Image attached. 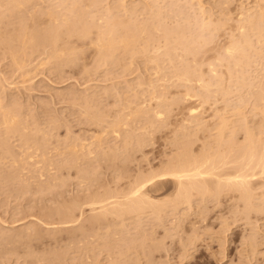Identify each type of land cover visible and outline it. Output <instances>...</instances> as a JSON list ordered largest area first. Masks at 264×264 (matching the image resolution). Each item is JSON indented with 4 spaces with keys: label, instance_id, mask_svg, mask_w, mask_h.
I'll return each mask as SVG.
<instances>
[{
    "label": "rangeland",
    "instance_id": "obj_1",
    "mask_svg": "<svg viewBox=\"0 0 264 264\" xmlns=\"http://www.w3.org/2000/svg\"><path fill=\"white\" fill-rule=\"evenodd\" d=\"M4 1H5V3H4ZM52 1H53V3H51ZM72 1L75 2L74 0H71V1L65 0L64 2L62 0H56L57 3L55 2V0H43V1L42 0H34V1L31 0V1H29V4H28V1L27 2L24 1V2H26V3H24V5H26V6L25 7L21 6L18 8L16 7L17 10L16 9L10 10V8L12 7L11 5L14 3L8 4L7 3L8 0L1 1L6 6V8L7 9L9 8V9L7 11V9L4 7L2 10L1 9L2 4L0 6V16H1L0 17V22H1L0 23V28H1L0 29V41H1L0 42V78H1L0 84H1V86L0 87L2 88V89L0 88V100H1L0 101V106H1V108H0V121H1L0 122L1 123L0 124V139L1 140L4 139L3 141L0 140V142H1L0 143V146H1L0 147V159H1L0 160V170L3 168L2 169L3 171L1 170L2 173L0 171V239H1L0 240V264H62V262H63V264H132V263L133 264H264V174L263 175L259 174V176H257V177L256 176H253V177L250 176L251 178L249 177V179L251 181V182H249V183H251L250 188L251 189L254 188V191L252 190V192L255 193L256 195L254 194L255 197H253V199L251 198L248 201L245 199H242V197L240 195L241 193H239V191L225 190L224 192L222 191V193H216V192L214 193L213 191H211L212 192L211 194H209L210 191L202 192V193H200V191L199 192L192 191V192H194V193H192V196H191L192 199H190V197H189V199L186 202V200H184V201L179 200L180 198L175 194L177 191L174 190V189H176V188H174L176 183L173 180V177H171V176H168V177L165 176L164 177L161 175L160 176L162 178L159 177V174L162 173V170L165 171L169 167L170 164L168 165V163L171 162L174 159L175 155H177V153L179 154L181 152V150H183V148L186 147L187 145H188L187 148L191 146L190 147L191 149H189V151L190 150L192 151V152L190 151L192 153V155H198L199 156L202 154V152L204 150H205L204 152H206L208 150L211 152V154L214 155L216 153V151L219 150L221 147H222V149H220L219 151L222 152V151H224L223 149H225V150L227 149V151H228L229 146L232 147V146L236 145L235 149H236V147L238 148L240 145L239 142H241L242 143L241 145H243L246 142V140H244V139L247 138V136H248L244 133H247L249 129H250L249 131H252L253 129H255V130H253L254 134H255L256 130L258 132L259 131L258 129H260V131L258 133L256 132L255 136H257V137H255V136L254 137L258 139L259 134H261L260 135L261 139H262V137L264 138V134H262V133H264V126H263L264 125V114L262 115V113H261L264 111V109H263L264 99H260V97L263 96L262 93L264 94V92H263L264 91V83H263L264 82V80H263L264 79V65H263V63H264V44L261 43V45H258L259 44L258 40H255L257 37L256 36H255L256 38L252 37V40L253 41L255 40L254 41L255 43L252 42L253 47L256 48V51H257V48L260 49L261 53L257 52L258 54H256V52L252 51L253 47L251 50L249 49L251 52H253V55L255 57L253 55H251L252 53H250V51L248 50V52L250 54L249 59H252V61L248 60L246 62H249V64L245 63L243 66H240L241 69L243 67L242 70L239 69V67L238 68L234 67L233 64H229L231 62L225 56L226 55L225 49L227 47L226 44H229V41H231V39H233L232 36L230 37L229 35L231 34L234 37L235 36L234 34H236V33L239 34V31H238V29H236L237 27H235V26H237L240 22L237 19L238 15H239L238 12L241 10L244 11L241 7H245V9H247V10H249L250 8L253 9L255 5H257L260 2L264 3V1H260V0H242V1L230 0L229 1L228 0L229 1L228 2L226 0V2H225V0L224 1H222V0H214V1H212V0H199V1L195 0L194 1V0H192V2H190L188 4H187V2H189L190 0H187V2H186V0H181V2H179L180 0H176V2H173V0H171L172 2L170 0H165V1H167V3L162 1V0L158 1V3L156 1V4L154 6V8H155L154 11L157 10L156 9L157 4H160L161 2L163 3V4L161 3V5H162V7H160L161 9L158 8L159 10L162 11V15H161V12L159 10H157L160 12V15H161L160 18H162V19H160L161 24H163L161 26L162 27L164 26L167 30H170L169 32L168 31L167 32L172 33L173 35L170 34L171 35L170 36L168 34V36H167L164 33V35H166L164 37L163 34H161V33H163L162 30H161L162 32L160 31L161 33H157L158 31L154 33V31H153L152 35L155 34L154 38H152V36L150 35L151 38L153 39V42H151L152 39L150 38V36H148L151 40V41L149 40L151 42V44L149 45V50H150L149 54L154 55L155 53H153V52H155V51H153V50H154L156 45L161 48V47H163L165 40H169V38H170L173 41V40H175L176 35L179 36V39H181L180 37L183 38L186 36H188V39H189V37L192 36L191 37L192 41L190 38L187 42L191 41L193 43L195 42V44H198V43L200 44V47H199V45L194 44V48H195V46H198V47H196L198 49L195 48L197 51L194 49H191V51H193V53L195 52L194 53L195 55L193 54V56H191L192 52L190 54V51H189V53L186 52V54H185V52H183L180 49H178L179 51H177V53L173 52L170 49L167 50V49H165V47H163V49H161V50L159 49L160 55L157 59L158 61H155V62H157L158 65H160L159 67L155 63H153V61L152 62L150 61L149 63H147L148 57L143 58V54H140V53H138L139 55L136 54V55H138V57L136 55L132 56V53H131L132 51L130 52V50L129 51H122V52L120 50V51H118L119 55L117 52H115V54L118 55V58L115 59L113 57V60H111V59L110 60H104L99 56L101 54V51H99L98 49H95L96 46L91 44L98 37V31L97 30H99V27H100L99 23L100 22L105 23L102 20L105 21V19H107V17L108 18L111 17L110 16L111 13L109 14V12L112 10H109L108 6L113 7L114 6L113 4L118 0H107L108 1L107 3H106V0H100L102 2L97 0L98 3H95L94 1H93L94 3H92L90 0H87V1L86 0L85 1L79 0V1H77L78 2L77 3L78 5L76 4L77 8H80L79 6H80V1H81L82 2L81 6L85 7L87 10L89 9L88 11L87 10L81 11L80 9H83V7H81L79 10H80V12H83V15L87 16V17L83 16V19L85 18V21H84V24H81V25L85 26V23H86L90 27L92 26V28L94 26L93 29L92 28L89 29L88 26H85L89 30L92 29L90 31L92 34L88 35L87 39L81 40L84 45H82L81 41H77L78 37L75 35H74V37L71 36L70 38H67L68 39L67 40L66 36H65L66 34L64 35L65 39L62 38L63 33L60 34V41L63 39L62 41H64V42L62 43V41H61L58 44H62V46H64L63 44L65 43L66 44L65 47H67V46L73 47L75 49L73 51H75L74 53H76V54L73 57L74 53L70 52L71 54L66 53L65 54L66 56H64V54H62V56H64V57L60 56V59H57V57H52V58H56V60L52 59V58L48 60L49 57L47 58V56H49L50 49L47 50L44 47L46 49V50H44V48H41V47H43V45L42 46L40 45V47H39V45H38V47L36 45V41L38 39L40 41V37H42V34L45 35V32H44L45 25L47 26V24H48V22H46L47 21L46 10L49 11L52 8L54 13H58L56 11L59 10L58 15H60L61 11L63 12L65 10H70L71 7H73L72 4H74V3ZM103 1H105V2H103ZM122 1H124L125 4H127L128 1L129 2L132 1V2L128 3V6H130V7L132 5H134V6L136 4L138 5V3L140 2L139 3L140 5L138 6V8L140 7V9L138 11H139V14L141 13V15H139L138 13L136 16L130 15V16H127L128 18L125 17V20H129L131 22L132 19L133 20L136 19V20L140 21L142 18V23L146 22V21L151 22L150 17H151V13H152L153 9H151V7H150V9H147V8H149L147 5L150 6V4L148 3L150 1L144 0V1H147L146 2L147 8L144 7L145 2H143L142 0H139V2H137L138 0H122ZM177 1H178V3H180V5L177 3ZM215 1H217V2L213 4L212 2H215ZM67 2L70 3L71 7L69 6V3H67ZM83 2H84V4H83ZM85 2H87V3H85ZM88 2H90V3L88 4ZM170 2H171V5H170ZM184 2H185V4H184ZM198 2H202L201 3L202 5H200V3H199V5L202 7L204 6L203 8H206V10L208 8H209V10H211L210 15H209L211 17L209 18V16H207L209 18L207 21L209 22V20L210 21L212 20V22L215 21V22H213V24L214 23L218 24L217 26H215L213 24H210V26H207V27L214 26V27H212V29L211 28L207 29V28L203 27L206 30H210L208 32L205 29L204 30L200 29L201 28L200 26L198 28H196L199 25V23H201L202 21L198 20L199 14H197V13H199V12L196 13L197 10H195V14L193 13V10L195 8L192 9L190 4L196 3L195 5H197L196 6V9H197V7H200L198 5ZM39 3H40V5H39ZM61 3L66 7V9L63 5H61ZM100 3H101V5H99V7H97V5ZM150 3H152V2H150ZM154 3L155 2H153L152 5ZM172 3H174L176 5L175 6H174V4L172 5ZM226 3H228V9H229V10L226 9L228 11L227 13H231L230 15H232V18L230 15H228V14L225 15V13L222 15L220 12L221 6L227 5ZM229 3H230V6H229ZM241 3H243V4H241ZM263 3H260L261 7H262V5H264ZM66 4H67V6H66ZM219 4H221V5H219ZM8 5H10L11 7ZM59 5L61 8L59 7ZM86 5L88 8L86 7ZM111 5H113V6H111ZM159 6L157 5V7H159ZM185 6H187V8ZM179 7H180V10H182L183 8H184L183 10H185V11L186 10H192V13H190L191 11H186V13L188 12V14H185L184 13L185 11H183V13H184L183 16L186 15L185 17H183L182 12L179 10ZM181 7H182V9H181ZM188 7H189V9H188ZM46 8H48V9H46ZM67 8H69V9H67ZM103 8H104V10H103ZM171 8H172V10H171ZM177 8H178L179 12L176 11ZM239 8H241V9L239 10ZM4 9H5V11H4ZM52 9L50 11H52ZM212 9L214 12L212 11ZM77 10L78 9L75 8L74 11L77 12ZM99 10H101V12H99ZM105 10H106V12L109 11L108 14L105 13ZM150 10H151V13H150ZM168 10L172 11V12H169ZM84 11H85V13H87V12L88 13L84 14ZM7 12H9V13H7ZM30 12H31V14H29ZM37 12H38V14H37ZM164 12H167V13H164ZM2 13H4V14H2ZM21 13H23V15ZM64 13H66V14H64L65 16H67V14L69 16L68 11L67 12L65 11ZM100 13H102V14H100ZM173 13H175V15H178L180 13L181 15L179 14V16L177 17ZM213 13H214V15H213ZM42 14H44V16H42ZM103 14H105V15H103ZM142 14H143V16H142ZM170 14H172V15H170ZM219 14H221V16ZM38 15L39 16L41 15V16L39 17ZM167 15H168V17H167ZM190 15H191V18L198 20V23L196 20L193 21V19L190 18ZM7 16H8V18H7ZM60 16H62V14ZM169 16H171L170 17L171 19L169 18ZM222 16H225V17H222ZM226 16H229L230 18H226ZM3 17L7 18V19L5 20ZM62 17H60V18H62ZM70 17H71V14H70ZM88 17L90 18V20ZM98 17H99V19H97ZM130 17H132V19ZM163 17L165 18V20L163 19ZM186 17L189 18V20H187ZM200 17H203V16L200 14ZM200 17H199V19H202ZM207 17L205 16L203 18L207 19ZM1 18H2V20H1ZM86 18H87V20H86ZM211 18H213V19H211ZM92 19H94V21ZM21 20H22V23L20 22ZM175 20L179 21V23H180V24L178 23L179 28H178V25L176 24L177 21H175ZM236 20L239 21L238 24H236L237 23V22H235ZM13 21H15L14 22L15 26H14ZM24 21L27 24H24ZM192 21L194 23H192ZM195 21H196V23H195ZM199 21H201V22H199ZM9 22H11V23H9ZM95 22H99V23H96L97 28L95 27V25H96ZM163 22H165L166 26L168 25L169 27H166L164 25L165 23H163ZM222 22H224L223 24H225V26H223ZM81 23H83V22H81ZM22 24L26 25L27 28L29 25V28L27 29V31L31 32V31L35 30V31H33L34 36H36L38 38L36 40L34 38V40L32 42H29L23 48L24 50L22 49L19 51L18 47H19V45H21V43L18 44L17 43L18 41L16 40V38L19 35H21V33H22V31H21V27H23ZM34 24L36 26L40 25V26H38V28L40 27V29L39 30L36 29L37 27ZM194 24H197V25H194ZM16 25H17V27H16ZM174 25L177 27H175ZM4 26H5V28H3ZM62 26H60L61 28L59 27L61 29V30L59 29L61 32H63L62 30L64 28ZM189 26H190V28H189ZM192 26H194V27H192ZM174 27L176 28V30ZM16 28H20V29H16ZM171 28H173L175 31ZM41 29H43V30L41 31ZM191 29H192V31L194 30L193 31L194 34L196 32L198 33V31H200V30L204 31V32H199V36H198V34L194 35L193 32L191 33ZM195 29L196 30L198 29V31H196ZM179 30H180V32L183 31L182 34L179 33ZM234 30H235V32H233ZM189 31H190V35L188 34V35L184 36ZM211 31H212V33H211ZM35 32H38V33L41 32L40 33L41 36L39 37L40 34H38V33H37L38 36L35 35ZM176 32H178V33H176ZM230 32H232V33H230ZM5 33H8V34L5 35ZM15 33H16V35H15ZM207 33L208 34L211 33V34L207 35ZM158 34H161V36H160L161 40L157 38V37H159ZM156 35H157V37H156ZM180 35H183V36H180ZM178 36H177V38H178ZM197 36L199 39L197 38ZM203 36H205L204 37L205 39L203 38ZM166 37H168V39ZM235 37H237V35ZM89 38H91V39H89ZM201 38H203V39H201ZM10 39H12V40L14 39L16 41L11 43L12 41H10ZM194 39H196V40H194ZM197 39H198V41H197ZM208 40H209V42H208ZM159 41L160 42L162 41V42L159 43ZM33 42L35 43V45L32 44ZM67 42H68V44L69 43L70 44L67 45ZM75 42H78V43L75 44ZM79 42H80V44H79ZM154 42H155V44H153ZM156 42H158V43H156ZM37 43H39V42L37 41ZM88 43L91 44V47H90V44H88ZM205 43H207V44H205ZM8 44H9V46H8ZM15 44L18 46L14 47ZM30 44H32V45L30 46ZM159 44H161V45L159 46ZM151 45H153V46H151ZM225 45H226V47H225ZM77 47L79 48L78 51H76ZM157 48H155V49H157ZM83 49H85V50H83ZM163 50H165V52ZM79 51H80V53H79ZM81 52H82V54H84V55H82L83 57L80 56ZM168 52L174 54V56L171 54V58L173 57V59H175L174 63L172 61H171L172 63L169 62L170 61L169 60L170 58H168L169 55H165ZM15 53H18V54H15ZM178 53H179V55H177ZM67 54L70 55L68 57H69V59L71 58V60H70L71 62H69L68 58H66ZM181 54H184V55H181ZM44 55H46V56H44ZM95 55H97V56H95ZM117 55H115V56L117 57ZM125 55H126V57H125ZM220 55L223 56L224 58H226V59H224L223 57H221L224 59V60L220 59V61L222 62L221 64L219 63V60L217 61V56L219 59ZM18 56H20V57H18ZM144 56H147V55L144 54ZM96 57H98V58H96ZM177 57H178V59H177ZM64 58L67 61L66 60L64 61ZM95 58H96V60H94ZM119 58L122 60H120ZM182 58H183V60H182ZM12 59L14 60V62L11 61ZM21 59H22V61H21ZM74 59H78V60H75V63H74ZM117 59H118V61H117ZM123 59L126 61L128 59V61L126 62ZM131 59H133V60H131ZM62 60L64 63L62 62ZM139 60H140V62H139ZM76 61H77V63H76ZM113 61L116 63H114ZM120 61H122V62H120ZM131 61H133V63H131ZM182 61H184V63H182ZM224 61H225V63H224ZM57 62H59V63H57ZM97 62H99V63H97ZM117 62H119V63H117ZM13 63L14 64L16 63L15 66H12ZM19 63H20V66H18ZM160 63H162V64H160ZM59 64H61V65H59ZM65 64H66V66H65ZM72 64H74V66ZM125 64L128 66H126ZM176 64H178V65H176ZM28 65H30V67ZM70 65H71V67H70ZM96 65L99 69L96 67ZM173 65L175 68L178 66L177 68L179 71H176L177 69H175L173 67ZM22 66H24V67H22ZM113 66H115L117 68H115ZM135 66H137V67H135ZM189 66H191V67H189ZM213 66H216V67H213ZM244 66L246 68H244ZM53 68L55 70H57V72L54 71ZM112 68H114L115 71H113L114 69H112ZM129 68H131V69H129ZM161 68H164V69H161ZM182 68L183 69L186 68L187 69L186 71H188V70L190 71V72L188 71V73L191 76L190 77L191 82H193V80L195 79L193 82L194 85L192 84L193 86L189 85L188 82H184V81H182L183 82V86H182L181 82H180V84L178 83L179 79H177L175 77L173 80L171 79L170 76L173 75V74L171 75L172 71L174 70L175 73L174 72L173 73L175 75L177 72H180V69L183 70ZM212 68H214V69H212ZM194 69H195V71H194ZM196 69H197V72H196ZM210 69H212L214 71H212ZM244 69H245V71H244ZM160 70H162V71L160 72ZM237 70L239 72L241 70V72H242L241 74H243L244 79H241L243 77H241L242 75H240ZM58 71H59V73H58ZM183 71H181V72H183ZM215 71L217 73H215ZM168 72H170V73H168ZM227 72H229V73H227ZM231 72H233V75L231 74ZM194 73H197V75H195ZM214 73H215V75H213ZM244 73H245V75L247 74L246 77H245ZM198 74H200V75H198ZM216 74H217V76L221 75V74H223V75H221L220 77L219 76L217 77ZM234 74H237V75H234ZM229 75L231 77H229ZM173 76H172V78H173ZM197 76H200V80H198L199 77L197 78ZM164 78H167L168 81H167V79H164ZM206 78L208 81H209V79L211 81V78H212V82H210V83L208 82L211 86H209V84H207V86H209L208 87L209 91L207 90V92H206V90L205 91L203 90L204 88L202 89V88H200L201 86H199L204 80L206 82L204 81L203 83H207ZM219 78H221V79H219ZM232 78H234V79H232ZM246 78H248V79H246ZM151 79H152V81H151ZM175 79H177L178 81ZM131 80H133V81L131 82ZM139 80H141L140 83H139ZM169 80H172V81L169 82ZM196 80L199 81V83ZM229 80H232V81H229ZM233 80H234V83H233ZM134 81H135V83H134ZM144 81H146V82L144 83ZM149 81H151V83H152L151 86L148 85V84H150ZM158 81H160V83H157ZM190 81H189V83H191ZM213 81H214V83H213ZM162 82H164V83H162ZM171 82L173 84H171ZM195 82H197L198 84ZM230 82H231V84H230ZM248 82H249V84H252L251 82H253V85L255 87L253 85H250V87H247ZM168 83L171 84L172 86H170ZM184 83H187V84L184 85ZM232 83L235 85H233ZM258 83H260V84H258ZM127 84H130L131 86H129ZM216 84H217V86L219 85V87L215 88L214 86H216ZM222 84H224L225 86H223ZM133 85H135V87ZM153 85L155 88L153 87ZM227 85H229V86H227ZM256 85H258V87ZM260 85L262 86V89H261ZM136 86H138V87H136ZM160 86H161V88H160ZM185 86H188V87H185ZM189 86H190V88H189ZM252 86L254 88H252ZM164 87H166L167 89ZM226 87L228 89H226ZM239 87H241V88H239ZM102 88H104V89H102ZM106 88H108V89H106ZM122 88H123V90H122ZM185 88L187 90H184ZM196 88H197V90H196ZM110 89L112 90V92ZM162 89H163V91H162ZM218 89L221 91L225 89L224 92H222L223 95H222V93L218 95V93H220V91ZM255 89H256V92L254 91ZM73 90H74V92H73ZM113 90H116V91H113ZM130 90H131V92H130ZM159 90H161V91H159ZM191 90H192V92H191ZM210 90L212 93H210ZM226 90H228V91H226ZM229 90H231V92ZM98 91H100V92H98ZM142 91L145 94H143ZM200 91H201V93H199ZM216 91H218V92H216ZM261 91H262V93H261ZM133 92H136V93H133ZM140 92H142V93H140ZM154 92H156V94ZM186 92L191 93V94H189L191 96L190 98H189V95L184 97L185 95H187ZM195 92L197 93V95L200 94V97H199V95L198 96L195 95L196 94ZM226 92H228L229 94H227ZM240 92H242V93H240ZM113 93H115V94H113ZM125 93L127 94V96ZM260 93H261V95H260ZM101 94H102V96H101ZM106 94H108V95H106ZM131 94H132V96H131ZM201 94H203V95L201 96ZM224 94L228 97L226 98V96ZM239 94H241V95H239ZM247 94H249L250 96H248ZM142 95H143V97H142ZM161 95H162V99L160 100L159 98L161 97ZM208 95L210 97L206 98ZM259 95H260V97H257ZM94 96L96 97V100H94L95 99ZM150 96L152 98H150ZM163 96H165V99L163 98ZM74 97H76L77 99ZM135 97H137V99ZM203 97H205V98H203ZM222 97L223 98L225 97L224 101H223ZM149 99H151V100H149ZM164 100H167V101H164ZM205 100H206V102H205ZM241 100H243V101H241ZM100 101H101V103H100ZM236 101H237V103H236ZM254 102H255V104H257L260 107L258 108V106L254 104ZM14 103H15V105H14ZM96 103H98V104H96ZM126 103H128V104H126ZM239 103H241V104H239ZM74 105H76V106H74ZM84 105H85L87 110L84 109L85 108ZM143 105H144V107H143ZM158 105H161V106L159 107ZM169 105H171V106H169ZM240 105H241V107H240ZM2 106H4V107H2ZM80 106L81 107L83 106V107L81 108ZM89 106L92 108L94 107L95 109L93 108V111H92V108L90 109ZM99 107H100V109H99ZM147 107H148V109H147ZM161 107H162V109H160ZM4 108H5V110H4ZM7 108H9V110H7ZM97 108H98V110H97ZM101 108H102V110H101ZM122 108L124 111L122 110ZM191 108H194L193 110H196V111L194 113L190 112ZM237 108H239L238 111H235ZM158 109H160V110H158ZM145 110H148V111H145ZM90 111H91V113H90ZM134 111H136V112L134 113ZM159 111L162 112L161 118H158L156 116V113L154 114V112H159ZM8 112H10V113H8ZM118 112L120 113L119 116H118V114H119ZM131 113H133L132 118L130 116ZM145 113H146V115H144ZM147 113H148V115H147ZM5 114H6V116H5ZM9 114H11V115H9ZM12 114H13V118H12ZM14 114H15V116H14ZM101 115L103 118L98 117ZM115 115H116V117H115ZM126 115H127V117H126ZM113 116L117 120H115V118ZM6 117H9L8 120L14 119L12 121L17 123L16 126H15V124L14 125L12 124V126L10 127L12 130L9 129V127H7L6 124L3 123L4 119ZM138 117H140L141 120ZM221 117L224 118L222 120V122L225 120V118H227L229 120V121L225 120L226 122H228L226 124H228V125L230 124V126L226 125L227 126L226 129L223 128V127H225V123L223 126L222 122L220 120ZM120 118L121 119L124 118L123 121ZM143 118H146L148 120L143 119ZM96 119H97V121H96ZM185 119H186V121H185ZM192 119H193V121H192ZM49 120L51 121V124L49 123L50 122ZM119 120H121V121H119ZM127 120H128V123H127ZM102 121H103V123H102ZM117 121H118V123L120 122V124H122V125L119 124V126H121V127H117L118 126ZM163 121H165V122H163ZM261 121H263V122H261ZM112 122L116 123L117 128L114 127L115 124H113ZM156 122H158V123H156ZM220 122H221V125H220ZM260 123H262L261 124L262 126L260 125ZM21 124L23 126L25 125L27 127H25V126L23 127ZM257 124H259V125H257ZM4 125H6V126H4ZM30 125H32V126H30ZM242 125H244V126H242ZM36 126H37V128H36ZM140 126H141V128L144 126V128L141 129ZM240 126H242V127H240ZM127 127H128V129H127ZM261 127H263V128H261ZM111 128H114L113 129L114 133L112 132ZM179 128L182 130V132H181V130L178 131ZM219 128H220V131L217 130ZM221 128H222V130H221ZM244 128H248L247 132H245L246 130ZM133 129H135V130H133ZM138 129H140V130H138ZM223 129L225 132L223 131ZM234 129H236V130L233 131ZM6 130H7V132H6ZM9 130H11V131H9ZM13 130H16V131L14 132ZM115 130H116V133H115ZM104 131H106V132H104ZM222 131L224 132L223 135H221L222 133L220 134V132H222ZM31 132H33V133L31 134ZM103 132H104V134H103ZM118 132H119V134H118ZM5 133H7V134H5ZM21 133H23V135ZM228 133L231 135L234 134V136L233 135L231 136ZM18 134L21 136H19ZM25 134H26V136H25ZM11 135H12V137H11ZM44 135H46V136H44ZM138 135L143 136V137H137ZM193 135H195V139H194ZM219 135H220V137H219ZM221 136H222V139H223V136H224V138L226 136L225 140H228L230 142L225 141V140H224L225 142H222L223 140L221 139ZM5 137H7V139L9 137V139L7 140ZM131 137L133 140L131 139ZM134 137H135V139H134ZM191 137H192V139H191ZM126 138H128V139H126ZM179 138H181V139H179ZM186 138L189 140H187ZM32 139H34V140H32ZM124 139H125V141H124ZM139 139H140V141H139ZM183 139H184V141H183ZM27 140H29L30 143ZM181 140L183 143H181ZM243 140H244V143H243ZM20 141L22 143H20ZM37 141H39V142H37ZM48 141H50V142H48ZM3 142H4V144H3ZM41 142H42V144H41ZM231 142H234L233 143L234 145H232ZM56 143H58V144H56ZM63 143H65V144H63ZM69 143H72V144L70 145ZM80 143L82 145H80ZM128 143H129V145H128ZM180 143L183 145H181ZM228 143L231 144L232 146L229 145ZM44 144L46 146H44ZM68 144L70 147L72 145L76 146L77 148H79V150L74 152L75 154L72 153L73 151L67 148ZM87 144H90L93 146V147L90 146L92 148L89 147L90 150H93V152H92L93 154L90 153L91 151L87 148V146H89ZM95 144H96V146H94ZM191 144H193V145H191ZM203 144H205V145H203ZM258 144L260 145V143H258ZM138 145H139V147H138ZM62 146H64V147L62 148ZM80 146H85V147H83V150H82V149H80ZM99 146H101V147H99ZM135 146H137V147H135ZM140 146H142V147H140ZM209 146H210V148L213 146V148L215 150L213 148L210 149ZM216 146H217V148H216ZM58 147H60V149H61L60 153H59L60 149L58 151L56 150V148H58ZM125 147H126V149H125ZM134 147H135V149H133ZM37 148L41 151L39 152V150H37ZM85 148H87L90 152ZM232 148H234V147H232ZM65 149L66 150L68 149L67 150L68 152ZM25 150H27V151H25ZM45 150L46 151L48 150L47 151L48 152L47 157H50L52 159L51 160L52 163L49 160L50 158H48L46 161H44L46 166H44L45 168H43V170L40 173V169H42L40 167H43V166H41L42 163L40 166H38L37 161H38V159L40 161V157H42V156H39V154L40 153L43 154L44 153L43 151H45ZM113 150H115L116 152ZM87 151H88V153H87ZM208 151L205 154L208 153L209 155H211L210 152H208ZM219 151H217V153ZM221 152H219V153H221ZM229 152L231 155V151H229ZM232 152L235 153L233 151V149H232ZM9 153H12V155ZM222 153H223L222 155H224V152H222ZM3 154H5V155H3ZM42 154H40V155H42ZM76 154L79 155L78 157L80 159L78 157H75ZM28 155L29 156L33 155L34 159H37V161L31 160V158ZM73 155L75 158L73 157ZM93 155H94V157H93ZM102 155H106V156H102ZM119 155H121V156H119ZM3 156H5V157H3ZM21 156L23 157V159H24V157H26L25 158L26 160H24V161L28 162L29 165L27 163L26 164V165H28V166H26L27 169H26V167H24L25 170L23 169V171H22V169H21L22 172L19 171L20 172L19 173L17 170L18 169L20 170L19 166L21 167V165H22L21 162H24ZM232 156H233V154H232ZM9 157L11 158V160ZM128 157H129V159H127ZM12 158H13V160L17 158L16 159L17 161L20 158L22 160H19L18 162H20V164L16 165V163H13L14 161L12 160ZM76 158L78 161L76 160ZM96 158H99V159L96 160ZM71 159L74 160V162ZM167 159H168V161H167ZM35 161H36V163H35ZM30 162L33 163V166L31 165ZM71 162H73V164L75 166ZM111 162H112V164H111ZM53 163H54V165H53ZM66 163H67V165H66ZM34 164H36V166H34ZM114 164H115V166H114ZM14 165H16V166H14ZM49 165H52L53 169H52V167H49ZM167 165H168V167H167ZM38 167L40 169H38ZM76 167L79 168V170ZM163 168H166V169L164 170ZM49 169H50V171H49ZM57 169H59V170H57ZM80 169H81V171H80ZM86 169H88V170H86ZM44 170L46 173L44 172ZM90 171H92L91 174H90ZM158 171H159V173H157ZM258 171L259 170H257V172ZM17 172H18V174H16ZM31 172L33 174H31ZM7 173H8V175H7ZM39 173L42 175V177L40 176ZM148 173H151V174H148ZM156 173L158 175L156 176V178H154L153 175H155ZM21 174H23V175H21ZM87 174H88V176H87ZM119 175H120V178H119ZM149 175H152V177L154 178V180L152 181L153 183L155 180L156 181L159 180L158 182L155 181L156 185L158 183V184H161L162 187L159 185L156 186L155 183H154L155 186L153 184H151V182H149L151 180H148V177L150 179ZM14 176H15V178H14ZM83 176H85V177H83ZM145 176H146V178H145ZM214 178L215 177L210 178V179H208V181H210L211 179L214 180ZM140 179H142V181H140ZM146 179L148 180V182H146ZM18 180L21 183L18 182ZM23 180L25 183L23 182ZM13 181H14V183H13ZM131 181H133V183L138 181V184L142 183V182L143 183L146 182L147 185H145V186L146 187L148 186V187L147 188L145 187V188L149 191V192L147 191L148 195L151 194V196L149 197L150 201L152 199H154L153 202H155V200H157V201H159V203H161L162 207L160 208L161 205L155 206V207H158V208H156L157 210H155V208L153 206H150V207H152L154 209L150 208L149 206L148 207L146 206L147 208L146 207H145V209L143 208L145 211L142 212V210L129 211L128 209H126L127 207L125 206V208H122V209H125L124 210L125 212L128 211L130 213H125L124 215L121 216V214H123V211L121 213H117V212H113L111 210V212H110V209L112 207H111V205H108L109 208H107V212L109 211L110 216L109 215L101 216L100 213H102V211H103V213L108 214L107 212H105L106 209L104 210L102 208L97 209L100 212L99 215L97 216L98 211L96 210V207H99V205L101 206V204L99 203L98 206H95L97 204L94 205L91 202H89V200L91 199L93 201V198L97 199L96 197H98V196H99L98 198H100V199L102 197L106 198L105 196L108 195L107 197H109V194L111 193L110 197H112V198L109 201H111V200L115 201V199H120L121 201L118 200L120 203H122V201L126 202L127 198L130 197L129 192H131V190L134 188V186L137 185V183L133 185L131 183ZM211 181L209 183H211ZM132 185H133V187H132ZM251 185H252V187H251ZM212 187H213V185H212ZM226 187H228V186H226ZM151 188L152 189L154 188L153 189L154 191H152ZM159 188H160V190L156 191ZM108 189H111V190H108ZM104 190L107 194H105ZM124 192H127V194H125ZM99 193H101V195ZM113 193H114V195H117V197H115L113 195ZM203 193H204V195H206L205 197L203 196ZM207 193L209 195H207ZM228 193H229V195H228ZM97 194H99V195H97ZM215 194H218L219 196L215 195ZM88 196H89V198H88ZM176 197L178 199H176ZM76 198H77V200H76ZM160 199L161 200L164 199V200L161 202ZM233 199H235V200H233ZM69 200H70L71 206H70V203H68ZM190 200H191V202H188ZM76 201H77V203H76ZM85 202L87 205L84 204ZM179 202H180L181 206H180ZM246 202H248V205H246L247 204ZM252 202L254 204H252ZM59 203L60 204L62 203V204L60 205ZM72 203H73V205H72ZM159 203L157 202V204H159ZM257 203L260 206H258ZM91 204L94 205L95 207L93 208V206ZM157 204L155 202V205H157ZM249 204L251 205L250 206L251 209H248ZM66 205H68V206H66ZM165 205H166V209H165ZM172 205H174V206H172ZM252 205L253 206L255 205V206L252 207ZM59 206H61V207H59ZM64 206H65V209H64ZM112 206H114V205H112ZM67 207H68V209H67ZM79 207H81V208H79ZM121 207H123V205ZM260 207H261V209H260ZM70 208H72V209H70ZM159 208L162 209L161 212L159 211L160 210ZM253 208H255V209H253ZM45 209H46V211H45ZM68 210H70V211H68ZM73 210H74V212H72ZM100 210H102V211H100ZM156 211L157 212L159 211L162 215L158 214L159 212L157 213ZM131 212H133V215L131 214ZM52 213L55 215V219H54V215ZM57 213H58L59 217H58ZM69 213H70V215H69ZM103 213H102V215H104ZM115 214L120 215V217H118V215L116 217ZM94 215H96L95 218L93 217ZM68 216L70 217V219ZM73 217H75V219ZM108 217H110V218H108ZM126 217L129 218L130 220L127 219ZM66 218H68V220ZM118 218H120V219H118ZM134 218H136V219H134ZM155 218H156V220H155ZM44 219H45V221H44ZM48 219H49V221H48ZM98 219H99V221H98ZM122 219H123V221H122ZM75 221H77V222H75ZM60 222H62V223H60ZM122 222H124V223H122ZM60 224H62V225H60ZM135 224H136V226H135ZM140 224H142V225H140ZM156 225H158V226H156ZM30 226H31V228H30ZM152 226H154V227H152ZM25 228L26 229L29 228V229H27L28 232ZM32 229H33V231H31ZM74 229H75V231H74ZM100 229L102 231H100ZM50 230H52L53 232L52 231L50 232ZM76 230H77V232H76ZM78 230H79V232H78ZM82 230H84V231H82ZM105 230H106V232H105ZM4 232H6L8 234H6ZM20 232H21V234H20ZM121 232H122V234H120ZM46 233L48 235H46ZM83 233H84V235H83ZM126 233H128V234H126ZM138 233H140V234H138ZM94 235H96V237ZM137 235H138V237H137ZM134 236H135V238H134ZM84 237H86V238H84ZM142 237H144V238H142ZM145 237H147V238H145ZM98 238H100V239H98ZM136 239H137V241H136ZM144 239H147V240L144 241ZM132 240H134V242ZM245 240H247V241H245ZM124 241H126V242H124ZM188 241H189V244H188ZM249 241H250V243H249ZM109 242H111V243H109ZM245 242H246V244H245ZM142 243H143V245H142ZM159 243H161V244H159ZM137 244H138V246L140 244L141 245L138 247ZM157 244H159V245L156 246ZM250 244H252L254 246H251ZM134 246H136V247H134ZM107 247H108V249H107ZM81 248H83V249L81 250ZM144 249H145V251H144ZM151 249H152V251H151ZM66 251H67V253H66ZM63 253H64V255H63ZM148 253H149V255H148ZM83 254H84V256H83ZM51 256H52V258H51ZM55 257H57V258H55ZM64 257H66V258H64ZM136 258H138V259H136ZM60 261H62V262H60Z\"/></svg>",
    "mask_w": 264,
    "mask_h": 264
},
{
    "label": "bare ground",
    "instance_id": "obj_2",
    "mask_svg": "<svg viewBox=\"0 0 264 264\" xmlns=\"http://www.w3.org/2000/svg\"><path fill=\"white\" fill-rule=\"evenodd\" d=\"M1 1H3V0H0V6H1V4H2V10H3V8L5 7L6 8V6L1 2ZM24 1H28V4H29V1H31V0H8V4L9 3H14V4H12L11 6L10 5H8V6H10L11 8H10V10H14V9H16V7L18 8V7H21V6H26V5H24V3H26V2H24ZM34 1V0H33ZM43 1V0H42ZM63 2L65 1V0H62ZM71 1V0H70ZM75 2H73L74 4H72V6L73 7H71L70 6V3L69 2H67V3H69V6L71 7V9L70 10H65L66 9V7L61 3V5H63L64 7H65V11L67 12L68 11V13H69V16H68V14H67V16H65L64 14H66V13H64L65 11H61L60 13L62 14V16H60V15H58V13H59V10L58 11H56V12H58V13H54V11H53V9H52V11H47L46 10V18H47V21L46 22H48V24H47V26L45 25V29H44V32H45V35H43L42 34V37H40L41 36V32L40 33H38V32H35V35H37V33L38 34H40L39 35V37H40V41H39V39L37 40L39 43H37V41H36V45H37V47H38V45H39V47H40V45L42 46L43 45V47H41V48H46L47 50L48 49H50V53H49V56H47V58H48V60L49 59H51L52 57H57V59H60V56H62V54H64V56H66L65 54L66 53H70V52H75V51H73V50H75L73 47H69V46H67V47H65L66 46V44L64 43L63 45L64 46H62V44H58L59 42H61L60 41V34H62L63 35V37L62 38H64L65 39V36H66V39L67 38H70L71 36H73L74 37V35L75 36H77L78 37V39H77V41H81V40H84V39H87V36L88 35H90V34H92L90 31L94 28V26H93V28H92V26L90 27L88 24H86L85 23V26H88V28L90 29V28H92L91 30H89L87 27H85V26H82L81 24H84V21H85V18L83 19V16H85V17H87L86 15H83V12H80V10L82 11V10H87L85 7H83V6H81V1H80V8L81 7H83V9H80V8H77L76 6L78 5L77 3V1H79V0H74ZM83 1H85V0H83ZM87 1V0H86ZM92 3H98L97 2V0H90ZM94 1V2H93ZM98 1H100V0H98ZM143 2H145V8H147L146 7V2L147 1H144V0H142ZM148 1H150V2H155L153 5H152V3H150V2H148L149 4H150V6L149 5H147L149 8H147V9H150V7H151V9H153V11H152V13H151V10H150V13H151V22H148V21H146V22H143L142 23V18H141V22L140 21H138V20H136V19H132V17H130L132 20H131V22L129 21V20H125V17H127V16H130V15H137V13L139 14V9H140V7L138 8V6L140 5L139 3V0L137 1V2H139L138 3V5L136 4L135 6L134 5H132L131 7L130 6H128V3H130V2H132V1H128V3L127 4H125L124 3V1H122V0H118V1H116L113 5H111V6H113V7H110V6H108L109 8V10H112V11H108L109 12V14H110V18H108L107 17V19H105V21L104 20H102L103 22H105V23H102V22H95V24L96 23H99V30H97L98 31V37H97V39L95 40V41H93L91 44H93V45H95L96 47H95V49H98L99 51H101V54L99 55L102 59H104V60H113V57L116 59V58H118V55H119V53H118V51H120L121 50V52L122 51H129L130 50V52L132 53V56H135L136 54H138V53H140V54H143V58L145 57H148L147 59H148V62L147 63H149L150 61L152 62L153 61V63H155L158 67L160 66V65H158L157 64V62H155V61H158L157 59H158V57H159V55H160V50L161 49H163V47H165V49H167V50H172L173 52H175V53H177V51H179L178 49H180V50H182L183 52H185V54H186V52L187 53H189V51H190V54H191V52H192V55L191 56H193V54L195 53H193V51H191V49H194V50H196V49H198V48H196V47H198V46H195V48H194V44H195V42L193 43V42H191L192 41V36L191 37H189V39L191 38V41L190 42H187L189 39H188V36H186V35H190V31L189 32H187V34H185L184 36H186V37H180L181 39H179V36L178 35H176L175 36V40H171L170 38H169V40H165L166 38L168 39V37H166L164 40H165V43L163 44V47H158L157 45L155 46V48H157V49H155L154 48V50L153 51H155V52H153V53H155L154 55L152 54H149L150 53V50H149V45L151 44V42H153V39L152 38H154V35H152L153 33V31H154V33L155 32H157V33H161L162 31H163V33H161V34H163V36L165 37L166 35L168 36V34L170 35V34H172V33H168L170 30H167L164 26L162 27L161 25H163V24H161V22H160V19H162V18H160L161 17V15H162V11L161 10H159L158 8H160V7H162V5H161V3L160 4H157L159 7H157V5H156V9L157 10H159L160 12H161V15H160V12L159 11H157V10H155L154 11V6H155V4H156V1H157V3H158V1H160V0H148ZM162 1H164V2H166L167 3V1H165V0H162ZM171 1V0H170ZM195 1V0H194ZM199 1V0H198ZM212 1H214V0H212ZM222 1H224V0H222ZM228 1V0H227ZM230 1V0H229ZM228 1V2H229ZM240 1H242V0H240ZM260 1H264V0H260ZM259 1V2H260ZM38 2V1H37ZM55 2H56V0H55ZM100 2H102V1H100ZM103 2H105V1H103ZM108 1L106 0V3H107ZM136 2V3H137ZM172 2V1H171ZM171 2H170V5H171ZM173 2H176V0H173ZM179 2H181V0L179 1ZM183 2V1H182ZM186 2H187V0H186ZM190 2H192V0H190L189 2H187V4L188 3H190ZM217 1H215V2H212L213 4L214 3H216ZM225 2H226V0H225ZM258 2V1H257ZM4 3H5V1H4ZM51 3H53V1L51 2ZM50 3V4H51ZM57 3V2H56ZM85 3H87V2H85ZM90 2H88V4H89ZM142 3V2H141ZM177 3H178V1H177ZM199 3H200V5H202L201 3L202 2H198V5H199ZM222 3V2H221ZM260 3H263V2H260ZM260 3H258L257 5H255L254 6V8L253 9H249V10H247V9H245V7H241L244 11H239L241 8H239V15H238V20L240 21H238V20H236L235 22H237L236 24H238V22H239V24L237 25V26H235V27H237L236 29H238V31H239V34L238 33H236V34H234L235 36L237 35V37H233V35H229L230 37L232 36V38L233 39H231V41H229V44H226L227 45V47H226V45H225V47H226V49H225V56H226V58L231 62V63H229V64H233V66L234 67H239V69H241L240 68V66H243L245 63H247V64H249V62H246V61H248V60H250V61H252V59H249L250 58V54H249V52H248V50L250 49H252V47H253V43H255L254 41L255 40H258V45H261V43L262 44H264V5H262V7L260 6ZM60 4V3H59ZM77 4V5H76ZM83 4H84V2H83ZM87 4V5H88ZM111 4V3H110ZM132 4V3H131ZM143 4V3H142ZM163 4V3H162ZM174 3H172V5H173ZM179 5H180V3H178ZM184 4H185V2H184ZM196 4V3H195ZM194 3L193 4H190L191 5V8L193 9V8H195L194 10H193V13L195 14V10H197L196 11V13L197 12H199V13H197V14H199L198 16L200 17V14L203 16V17H207V16H209L210 15V11L211 10H209V8L206 10V8H203L202 6H200V7H197V9H196V6L197 5H195ZM204 4V3H203ZM227 5H222L221 6V14L223 15L224 13H225V15H230L231 13H227L228 11L227 10H229L228 9V3H226ZM241 4H243V3H241ZM264 4V3H263ZM15 7H14V6ZM39 5H40V3H39ZM38 5V6H39ZM87 5H86V7H87ZM99 5H101V3L100 4H98L97 5V7H99ZM127 5V6H126ZM130 5V4H129ZM166 5V4H165ZM169 5V6H170ZM176 4H174V6H175ZM193 5V6H192ZM195 5V6H194ZM219 5H221V4H219ZM7 6V7H8ZM28 6V5H27ZM33 6V5H32ZM51 6V5H50ZM49 6V7H50ZM66 6H67V4H66ZM68 6V7H69ZM103 6V5H102ZM137 6V7H136ZM142 6V5H141ZM153 6V7H152ZM212 6V5H211ZM229 6H230V3H229ZM30 7V6H29ZM46 7V6H45ZM48 7V8H49ZM52 7V6H51ZM59 7H60V5H59ZM91 7V6H90ZM93 7V6H92ZM101 7V6H100ZM105 7V6H104ZM172 7V6H171ZM177 7V6H176ZM186 8H187V6H185ZM220 7V6H219ZM13 8V9H12ZM35 8V7H34ZM48 8H46V9H48ZM61 8V7H60ZM59 8V9H60ZM63 8V7H62ZM75 8L76 9H80L79 11L77 10V12L76 11H74L75 10ZM88 8V7H87ZM94 8V7H93ZM102 8V7H101ZM107 8V7H106ZM144 8V9H145ZM165 8V7H164ZM169 8V7H168ZM185 8V9H186ZM190 8V9H191ZM213 8V7H212ZM7 9V8H6ZM9 9V8H8ZM8 9H7V11H8ZM25 9V8H24ZM67 9H69V8H67ZM95 9V8H94ZM100 9V8H99ZM161 9V8H160ZM181 9H182V7H181ZM184 9V8H183ZM180 10V7H179V10L182 12V16H183V14L185 13V14H188V12L186 13V11H191L190 13H192V10ZM188 9H189V7H188ZM211 9V8H210ZM227 9V10H226ZM17 10V9H16ZM29 10V9H28ZM27 10V11H28ZM62 10V9H61ZM89 10V9H88ZM87 10V11H88ZM98 10V9H97ZM103 10H104V8H103ZM115 10V11H114ZM143 10V9H142ZM146 10V9H145ZM171 10H172V8H171ZM179 10H178V8H177V12H179ZM209 10V11H208ZM246 10V11H245ZM4 11H5V9H4ZM19 11V10H18ZM25 11V10H24ZM39 11V10H38ZM70 11V12H69ZM85 11H84V14H87V13H85ZM149 11V10H148ZM169 11V10H168ZM175 11V10H174ZM183 11H185L184 13H183ZM212 11H213V9H212ZM22 12V11H21ZM91 12V11H90ZM99 12H101V10H99ZM108 12H106V10H105V13H107L108 14ZM169 12H172V11H169ZM214 12V11H213ZM231 12V11H230ZM7 13H9V12H7ZM12 13V12H11ZM14 13V12H13ZM16 13V12H15ZM25 13V12H24ZM36 13V12H35ZM93 13V12H92ZM146 13V12H145ZM164 13H167V12H164ZM2 14H4V13H2ZM1 14V15H2ZM18 14V13H17ZM22 15H23V13H21ZM29 14H31V12L29 13ZM37 14H38V12H37ZM70 14H71V17H70ZM91 14V13H90ZM100 14H102V13H100ZM174 15H175V13H173ZM177 14V13H176ZM180 14V13H179ZM179 14L178 15H175V16H179ZM218 14V13H217ZM221 14H219L220 16H221ZM10 15V14H9ZM15 15V14H14ZM36 15V14H35ZM92 15V14H91ZM90 15V16H91ZM98 15V14H97ZM103 15H105V14H103ZM139 15H141V13L139 14ZM164 15V14H163ZM170 15H172V14H170ZM173 15V16H174ZM181 15V14H180ZM193 15V14H192ZM213 15H214V13H213ZM212 15V16H213ZM3 16V15H2ZM39 16V15H38ZM41 16V15H40ZM39 16V17H40ZM42 16H44V14H42ZM102 16V15H101ZM100 16V17H101ZM107 16V15H106ZM105 16V17H106ZM142 16H143V14H142ZM148 16V15H147ZM186 15H184L183 17H185ZM218 16V15H217ZM231 16V18H232V15H230ZM1 17V16H0ZM5 17V16H4ZM3 17V18H4ZM14 17V16H13ZM26 17V16H25ZM60 17H62V18H60ZM167 17H168V15H167ZM171 16H169V18H170ZM193 17V16H192ZM199 17H198V20H201V21H199V22H201V23H199V25L196 27V28H198L199 26L201 27L200 29H202V30H204L205 28H211L212 29V27H214V26H212V27H207V26H210V24H213V22H215V21H213L212 22V20L210 21L209 20V22L207 21L211 16H209V18L207 17V19L205 20L203 17H200V18H202V19H199ZM222 17H225V16H222ZM7 18H8V16H7ZM7 18H4L5 20L7 19ZM12 18V17H11ZM10 18V19H11ZM89 18V17H88ZM93 18V17H92ZM128 18V17H127ZM147 18V17H146ZM174 18V17H173ZM181 18V17H180ZM187 18V17H186ZM190 18H191V15H190ZM195 18V17H194ZM226 18H230L229 16H226ZM19 19V18H18ZM29 19V18H28ZM42 19V18H41ZM97 19H99V17L97 18ZM163 19L165 20V18L163 17ZM171 19V18H170ZM191 19H193V18H191ZM211 19H213V18H211ZM223 19V18H222ZM1 20H2V18H1ZM33 20V19H32ZM39 20V19H38ZM43 20V19H42ZM41 20V21H42ZM46 20V19H45ZM86 20H87V18H86ZM89 20H90V18H89ZM93 21H94V19H92ZM148 20V19H147ZM169 20V19H168ZM187 20H189V18H187ZM194 20H196V19H193V21ZM198 20H196L197 21V23H198ZM17 21V20H16ZM40 21V20H39ZM99 21V20H98ZM144 21V20H143ZM163 21V20H162ZM167 21V20H166ZM165 21V22H166ZM175 21H177V20H175ZM192 21V23H194ZM196 21H195V23H196ZM207 21V22H206ZM226 21V20H225ZM15 21H13V23H14ZM21 23H22V20L20 21ZM32 22V21H31ZM81 22H83V23H81ZM90 22V21H89ZM165 22H163V23H165ZM187 22V21H186ZM227 22V21H226ZM1 23V22H0ZM3 23V22H2ZM9 23H11V22H9ZM12 23V24H13ZM20 23V24H21ZM37 23V22H36ZM35 23V24H36ZM88 23V22H87ZM91 23V22H90ZM93 23V22H92ZM102 23V24H101ZM169 23V22H168ZM178 23H179V21H177V25H178ZM185 23V22H184ZM224 22H222V24H223ZM18 24V23H17ZM24 24H27L25 21H24ZM24 24H22V26L23 27H21V31H22V33H21V35H19L17 38H16V40L18 41L17 43L19 44V43H21V45H19V47H18V49H19V51L20 50H22L29 42H32L33 40H34V38H35V40L38 38V37H36V36H34V32L33 31H35V30H33V31H27V29L29 28V25H28V28H27V26L26 25H24ZM34 24V25H35ZM43 24V23H42ZM94 24V25H95ZM101 24V25H100ZM180 24V23H179ZM187 24V23H186ZM191 24V23H190ZM201 24V25H200ZM10 25V24H9ZM62 26V27H64L63 28V32H61L60 30V26ZM80 25V26H79ZM165 26H166V23L164 24ZM194 25H197V24H194ZM213 25H215V26H217L218 24H216V23H214ZM221 25V24H220ZM6 26V25H5ZM5 26L3 27V28H5ZM14 26H15V23H14ZM36 26V25H35ZM38 26H40V25H38ZM38 26H36L37 28L36 29H40V27L38 28ZM43 26V25H42ZM97 26V24L95 25V27ZM175 26V25H174ZM223 26H225V24H223ZM2 27V26H1ZM16 27H17V25H16ZM31 27V26H30ZM60 27V28H59ZM85 27V28H84ZM166 27H169L168 25L166 26ZM175 27H177V26H175ZM174 27V28H175ZM182 27V26H181ZM192 27H194V26H192ZM203 27H205V28H203ZM219 27V26H218ZM10 28V27H9ZM97 28V27H96ZM178 28H179V25H178ZM189 28H190V26H189ZM216 28V27H215ZM222 28V27H221ZM1 29V28H0ZM14 29V28H13ZM16 29H20V28H16ZM34 29V28H33ZM60 29V30H59ZM171 29H173V28H171ZM199 29V30H200ZM218 29V28H217ZM235 29V30H236ZM37 30V31H38ZM43 29H41V31H42ZM65 30V31H64ZM95 30V29H94ZM162 30V31H161ZM174 30V29H173ZM175 30H176V28H175ZM174 30V31H175ZM178 30V29H177ZM181 30V29H180ZM180 30H179V33H181L182 34V32L183 31H181L180 32ZM185 30V29H184ZM189 30V29H188ZM196 30V29H195ZM206 30V29H205ZM235 30L233 31V32H235ZM13 31V30H12ZM20 31V32H21ZM161 31V32H160ZM168 31V32H167ZM194 31V30H193ZM192 31V29H191V33L193 32ZM196 31H198V29L196 30ZM207 32L208 31H210V30H206ZM215 31V30H214ZM217 31V30H216ZM219 31V30H218ZM19 32V31H18ZM33 32V33H32ZM199 32H204V31H198V33L196 32L195 34L197 35L198 34V36H199ZM10 33V32H9ZM12 33V32H11ZM164 33L166 34V35H164ZM176 33H178V32H176ZM211 33H212V31H211ZM211 33H209V34H211ZM230 33H232V32H230ZM8 33H5V35H7ZM66 34V35H65ZM95 34V33H94ZM161 34H158L159 35V37H157V35H156V37L158 38V39H160V36H161ZM193 34H194V32H193ZM192 34V35H193ZM194 34V35H195ZM202 34V33H201ZM208 33H207V35H209ZM4 35V36H5ZM15 35H16V33H15ZM65 35V36H64ZM97 35V34H96ZM152 36V38H151V36ZM173 35V34H172ZM204 35V34H203ZM206 35V36H207ZM254 35V36H253ZM13 36V35H12ZM38 36V35H37ZM148 36H150V38L152 39V41L150 40V38L148 37ZM171 36V35H170ZM177 36H178V38H177ZM180 36H183V35H180ZM198 36H197V38H198ZM202 36V35H201ZM200 36V37H201ZM257 38H256V37ZM7 37V36H6ZM96 37V36H95ZM163 37V38H164ZM194 37V36H193ZM205 36H203V38H204ZM208 37V36H207ZM206 37V38H207ZM252 37H254V38H256L254 41L252 40ZM74 38V39H75ZM149 38V39H148ZM195 38V37H194ZM203 38H201V39H203ZM210 38V37H209ZM7 39V38H6ZM9 39V38H8ZM89 39H91V38H89ZM180 41H179V40ZM199 39V38H198ZM198 39H197V41H198ZM205 39V38H204ZM208 39V38H207ZM4 40V39H3ZM14 40V39H13ZM12 39H10V41H12L11 43H13V42H15L16 40H14L13 41ZM68 40V39H67ZM151 42H150V41ZM157 40V39H156ZM161 40V39H160ZM194 40H196V39H194ZM75 41V40H74ZM73 41V42H74ZM87 41V40H86ZM1 42V41H0ZM35 42V41H34ZM32 43V44H34L35 45V43ZM64 41H62V43H63ZM150 42V43H149ZM162 42V41H161ZM160 41H159V43H161ZM164 42V41H163ZM201 42V41H200ZM208 42H209V40H208ZM207 42V43H208ZM253 42V43H252ZM257 42V41H256ZM3 43V42H2ZM10 43V44H11ZM76 43H78V42H75V44ZM81 43H82V41H81ZM85 43V42H84ZM90 43H88V44H90ZM156 43H158V42H156ZM204 43V42H203ZM207 43H205V44H207ZM32 44H30V46L32 45ZM70 44V43H69ZM68 44V42H67V45H69ZM74 44V45H75ZM79 44H80V42H79ZM91 44H90V47H91ZM153 44H155V42L153 43ZM73 45V46H74ZM82 45H84L83 43H82ZM161 44H159V46H160ZM195 45H199V47H200V44L198 43V44H195ZM8 46H9V44H8ZM16 46H18V45H16L15 44V46L14 47H16ZM77 46V45H76ZM87 46V45H86ZM151 46H153V45H151ZM255 46V45H254ZM75 47V46H74ZM80 47V46H79ZM84 47V46H83ZM89 47V46H88ZM32 48V47H31ZM44 48V50H46ZM94 48V47H93ZM28 49V48H27ZM78 47H77V50L76 51H78ZM94 49V50H95ZM153 49V48H152ZM151 49V50H152ZM160 49V50H159ZM255 49V50H254ZM12 50V49H11ZM14 50V49H13ZM17 50V49H16ZM24 50V49H23ZM83 50H85V49H83ZM249 50V51H250ZM259 50V51H258ZM18 51V50H17ZM164 52H165V50H163ZM197 51V50H196ZM252 51H254V52H256V54H258V53H261L260 51V49H258L257 48V51H256V48L255 47H253V49H252ZM14 52V51H13ZM43 52V51H42ZM84 52V51H83ZM97 52V51H96ZM115 52H117L118 53V55L117 54H115ZM152 52V51H151ZM258 52V53H257ZM10 53V52H9ZM47 53V52H46ZM45 53V54H46ZM79 53H80V51H79ZM99 53V52H98ZM125 53V52H124ZM128 53V52H127ZM220 53V52H219ZM250 53H252L251 55H253V52H251L250 51ZM15 54H18V53H15ZM23 54V53H22ZM37 54V53H36ZM48 54V53H47ZM71 54V53H70ZM76 53H74L73 54V57H74V55H75ZM78 54V53H77ZM117 55V57L115 56V55ZM144 54H146L147 56H144ZM171 54L172 53H170V52H168V53H166L165 55H169L168 56V58H170L169 60V62H173L174 63V60L175 59H173V57L171 58ZM255 54V53H254ZM34 55V54H33ZM40 55V54H39ZM42 55V54H41ZM82 55H84V54H82V52H81V55L80 56H82ZM122 55V54H121ZM124 55V54H123ZM130 55V54H129ZM139 55V54H138ZM138 55H136L137 57H138ZM149 55V56H148ZM173 56H174V54H172ZM177 55H179V53L177 54ZM181 55H184V54H181ZM180 55V56H181ZM195 55V54H194ZM260 55V54H259ZM15 56V55H14ZM24 56V55H23ZM44 56H46V55H44ZM64 56H62V57H64ZM68 56H70L69 54H67V57L66 58H68V60H69V62H71L70 60H71V58L69 59V57ZM95 56H97V55H95ZM131 56V55H130ZM131 56V57H132ZM142 56V55H141ZM140 56V57H141ZM190 56V55H189ZM254 56V55H253ZM252 56V57H253ZM12 57V56H11ZM10 57V58H11ZM18 57H20V56H18ZM17 57V58H18ZM30 57V56H29ZM59 57V58H58ZM83 57V56H82ZM124 57V56H123ZM122 57V58H123ZM125 57H126V55H125ZM139 57V58H140ZM179 57V56H178ZM178 57H177V59H178ZM188 57V56H187ZM220 58L218 59V56H217V61L219 60V63L221 64L222 62L220 61V59H222V60H224V59H226V58H224L223 56H219ZM221 57H223V58H221ZM255 57V56H254ZM15 58V57H14ZM13 58V59H14ZM25 58V57H24ZM46 58V59H47ZM80 58V57H79ZM96 58H98V57H96ZM96 58L94 59V60H96ZM128 58V57H127ZM134 58V57H133ZM136 58V57H135ZM180 58V57H179ZM11 60V61H13L14 62V60ZM43 59V58H42ZM52 59H55L56 60V58H52ZM62 59V58H61ZM114 59V60H115ZM120 59V58H119ZM130 59V58H129ZM164 59V58H163ZM162 59V60H163ZM173 59V60H172ZM66 59L64 58V61H65ZM75 60H78V59H74V63H75ZM81 60V59H80ZM120 60H122V59H120ZM124 60V59H123ZM131 60H133V59H131ZM182 60H183V58H182ZM20 61V60H19ZM21 61H22V59H21ZM32 61V60H31ZM46 61V60H45ZM67 61V60H66ZM73 61V60H72ZM98 61V60H97ZM117 61H118V59H117ZM124 61H126V60H124ZM127 61H128V59H127ZM126 61V62H127ZM136 61V60H135ZM164 61V60H163ZM162 61V62H163ZM186 61V60H185ZM228 61V62H229ZM24 62V61H23ZM62 62H63V60H62ZM79 62V61H78ZM96 62V61H95ZM94 62V63H95ZM100 62V61H99ZM99 62H97V63H99ZM114 62V61H113ZM120 62H122V61H120ZM130 62V61H129ZM139 62H140V60H139ZM171 62V63H172ZM11 63V62H10ZM32 63V62H31ZM45 63V62H44ZM55 63V62H54ZM57 63H59V62H57ZM64 63V62H63ZM68 63V62H67ZM76 63H77V61H76ZM104 63V62H103ZM114 63H116V62H114ZM117 63H119V62H117ZM125 63V62H124ZM131 63H133V61H131ZM137 63V62H136ZM142 63V62H141ZM164 63V62H163ZM170 63V64H171ZM182 63H184V61H182ZM186 63V62H185ZM224 63H225V61H224ZM16 64V63H15ZM15 64L13 63V65L12 66H15ZM18 64V63H17ZM33 64V63H32ZM69 64V63H68ZM71 64V63H70ZM113 64V63H112ZM129 64V63H128ZM160 64H162V63H160ZM165 64V63H164ZM227 64V63H226ZM228 64V65H229ZM252 64V63H251ZM25 65V64H24ZM39 65V64H38ZM42 65V64H41ZM40 65V66H41ZM50 65V64H49ZM59 65H61V64H59ZM73 66H74V64H72ZM76 65V64H75ZM94 65V64H93ZM98 65V64H97ZM97 65H96V67H97ZM120 65V64H119ZM126 65V64H125ZM131 65V64H130ZM129 65V66H130ZM149 65V64H148ZM154 65V64H153ZM169 65V64H168ZM175 65V64H174ZM174 65H173V67H174ZM176 65H178V64H176ZM181 65V64H180ZM186 65V64H185ZM197 65V64H196ZM195 65V66H196ZM211 65V64H210ZM213 65V64H212ZM215 65V64H214ZM224 65V64H223ZM263 65H264V63H263ZM18 66H20V63H19V65ZM29 67H30V65H28ZM48 66V65H47ZM63 66V65H62ZM65 66H66V64H65ZM99 66V65H98ZM105 66V65H104ZM118 66V65H117ZM126 66H128V65H126ZM152 66V65H151ZM183 66V65H182ZM227 66V65H226ZM250 66V65H249ZM10 67V66H9ZM22 67H24V66H22ZM37 67V66H36ZM35 67V68H36ZM52 67V66H51ZM57 67V66H56ZM70 67H71V65H70ZM85 67V66H84ZM112 67V66H111ZM113 67H115V66H113ZM135 67H137V66H135ZM140 67V66H139ZM147 67V66H146ZM145 67V68H146ZM163 67V66H162ZM165 67V66H164ZM178 67V66H177ZM175 68V69H177L176 71H179L178 70V68ZM189 67H191V66H189ZM188 67V68H189ZM213 67H216V66H213ZM229 67V66H228ZM21 68V67H20ZM59 68V67H58ZM98 68V67H97ZM115 68H117V67H115ZM133 68V67H132ZM166 68V67H165ZM169 68V67H168ZM211 68V67H210ZM230 68V67H229ZM228 68V69H229ZM236 68V69H237ZM244 68H246L245 66H244ZM248 68V67H247ZM19 69V68H18ZM30 69V68H29ZM54 69V68H53ZM64 69V68H63ZM93 69V68H92ZM99 69V68H98ZM112 69H114V68H112ZM129 69H131V68H129ZM139 69V68H138ZM150 69V68H149ZM161 69H164V68H161ZM183 69V68H182ZM190 69V68H189ZM212 69H214V68H212ZM212 69H210V70H212ZM216 69V68H215ZM233 69V68H232ZM235 69V68H234ZM242 69H243V67H242ZM241 69V70H242ZM34 70V69H33ZM145 70V69H144ZM184 70V71H183ZM183 70H181L180 69V72H177L175 75H174V70L172 71V73H171V75L173 76V78H172V76H170L171 77V79L173 80L174 79V77L175 78H177V79H179V81L177 80V79H175V80H177L178 81V83L180 84V82L182 83L181 85L183 86V82L182 81H184V82H188V84L189 85H194V80H193V82H191L190 80H191V76L189 75V73H188V71H186L187 69L185 68V69H183ZM241 70H240V72H239V74L240 75H242L241 77H243V78H241V79H244V76H243V74H241L242 72H241ZM17 71V70H16ZM21 71V70H20ZM54 71H56L57 72V70H55L54 69ZM113 71H115V69L113 70ZM126 71V70H125ZM129 71V70H128ZM162 70H160V72H161ZM181 71H183V72H181ZM194 71H195V69H194ZM193 71V72H194ZM212 71H214V70H212ZM217 71V70H216ZM215 71V73H217ZM244 71H245V69H244ZM25 72V71H24ZM62 72V71H61ZM159 72V71H158ZM174 72V73H173ZM190 72V71H189ZM196 72H197V69H196ZM210 72V71H209ZM237 72V73H238ZM22 73V72H21ZM58 73H59V71H58ZM141 73V72H140ZM157 73V72H156ZM168 73H170V72H168ZM213 73V72H212ZM215 73L213 74V75H215ZM227 73H229V72H227ZM111 74V73H110ZM159 74V73H158ZM191 74V73H190ZM195 75H197V73H194ZM219 74V73H218ZM231 74L233 75V72H231ZM154 75V74H153ZM156 75V74H155ZM198 75H200V74H198ZM202 75V74H201ZM221 75H223V74H221ZM221 75H218L219 77L221 76ZM234 75H237V74H234ZM239 75V76H240ZM244 75H245V73H244ZM247 75V74H246ZM246 75H245V77H246ZM2 76V75H1ZM209 76V75H208ZM207 76V77H208ZM216 76H217V74H216ZM217 76V77H218ZM141 77V76H140ZM196 77V76H195ZM194 77V78H195ZM199 77V79L198 80H200V76H197V78ZM202 77V76H201ZM223 77V76H222ZM221 77V78H222ZM229 77H231L230 75H229ZM259 77V76H258ZM142 78V77H141ZM152 78V77H151ZM216 78V77H215ZM221 78H219V79H221ZM226 78V77H225ZM239 78V77H238ZM1 79V78H0ZM164 79H167V78H164ZM217 79V78H216ZM228 79V78H227ZM231 79V78H230ZM232 79H234V78H232ZM236 79V78H235ZM246 79H248V78H246ZM138 80V79H137ZM162 80V79H161ZM172 80H169V82L170 81H172ZM206 80H207V78H206ZM214 80V79H213ZM223 80V79H222ZM240 80V79H239ZM264 80V79H263ZM262 80V81H263ZM8 81V80H7ZM126 81V80H125ZM133 80H131V82H132ZM151 81H152V79H151ZM151 81H149L150 82V84H148V85H150L151 86ZM163 81V80H162ZM167 81H168V79H167ZM189 81L191 82V83H189ZM197 81V80H196ZM203 81V80H202ZM205 81V80H204ZM203 81V82H204ZM218 81V80H217ZM225 81V80H224ZM223 81V82H224ZM229 81H232V80H229ZM5 82V81H4ZM141 82V80H139V83ZM146 81H144V83H145ZM156 82V81H155ZM174 82V81H173ZM198 83H199V81H197ZM197 82H195V83H197ZM201 83L199 86H201L200 88H204L203 90L205 91L206 90V92H207V90L209 89L208 87L209 86H211L209 83L210 82H212V78H211V81H210V79H209V81L207 80V83ZM206 82V81H205ZM209 82V83H208ZM216 82V81H215ZM239 82V81H238ZM237 82V83H238ZM134 83H135V81H134ZM138 83V82H137ZM157 83H160V81H158ZM162 83H164V82H162ZM161 83V84H162ZM197 83V84H198ZM213 83H214V81H213ZM221 83V82H220ZM233 83H234V80H233ZM232 83V84H233ZM242 83V82H241ZM252 84H249V82H248V85H247V87H250V85H253V82H251ZM264 83V82H263ZM132 84V83H131ZM155 84V83H154ZM169 84V83H168ZM171 84H173L172 82H171ZM171 84H169L170 86H172ZM185 84H187V83H184V85ZM206 84V85H205ZM207 84H209V86H207ZM230 84H231V82H230ZM258 84H260V83H258ZM127 85H129V86H131L130 84H127ZM137 85V84H136ZM140 85V84H139ZM138 85V86H139ZM145 85V84H144ZM156 85V84H155ZM165 85V84H164ZM178 85V84H177ZM192 85V86H193ZM215 85V84H214ZM223 86H225L224 84H222ZM221 85V86H222ZM233 85H235V84H233ZM238 85V84H237ZM0 86H1V84H0ZM121 86V85H120ZM134 87H135V85H133ZM138 86H136V87H138ZM167 86V85H166ZM176 86V85H175ZM181 86V87H182ZM198 86V85H197ZM196 86V87H197ZM227 86H229V85H227ZM240 86V85H239ZM254 86V85H253ZM252 86V88H254ZM257 87H258V85H256ZM143 87V86H142ZM147 87V86H146ZM153 87H154V85H153ZM152 87V88H153ZM159 87V86H158ZM157 87V88H158ZM178 87V86H177ZM185 87H188V86H185ZM213 87V86H212ZM215 88L216 87H219V85L217 86V84H216V86H214ZM234 87V86H233ZM260 87H261V89H262V86L260 85ZM1 88V87H0ZM119 88V87H118ZM155 88V87H154ZM160 88H161V86H160ZM164 88H166V87H164ZM169 88V87H168ZM183 88V87H182ZM189 88H190V86H189ZM239 88H241V87H239ZM251 88V89H252ZM2 89V88H1ZM102 89H104V88H102ZM106 89H108V88H106ZM114 89V88H113ZM131 89V88H130ZM133 89V88H132ZM139 89V88H138ZM149 89V88H148ZM147 89V90H148ZM167 89V88H166ZM192 89V88H191ZM211 89V88H210ZM221 89V88H220ZM226 89H228L227 87H226ZM232 89V88H231ZM249 89V88H248ZM257 89V88H256ZM256 89L254 90L255 92H256ZM259 89V88H258ZM111 90V89H110ZM109 90V91H110ZM122 90H123V88H122ZM136 90V89H135ZM146 90V91H147ZM184 90H187L186 88L184 89ZM196 90H197V88H196ZM195 90V91H196ZM200 90V89H199ZM212 90V89H211ZM211 90H210V93H212L211 92ZM217 90V89H216ZM219 90V89H218ZM225 90V89H224ZM224 90H219L220 91V93H218V95L219 94H221L222 92H224ZM71 91V90H70ZM103 91V90H102ZM113 91H116V90H113ZM154 91V90H153ZM159 91H161V90H159ZM162 91H163V89H162ZM166 91V90H165ZM209 91V90H208ZM226 91H228V90H226ZM230 92H231V90H229ZM247 91V90H246ZM253 91V90H252ZM253 91V92H254ZM73 92H74V90H73ZM98 92H100V91H98ZM104 92V91H103ZM108 92V91H107ZM111 92H112V90H111ZM130 92H131V90H130ZM138 92V91H137ZM143 92V91H142ZM142 92H140V93H142ZM189 92V91H188ZM191 92H192V90H191ZM194 92V91H193ZM216 92H218V91H216ZM260 92V91H259ZM264 92V91H263ZM105 93V92H104ZM116 93V92H115ZM115 93H113V94H115ZM129 93V92H128ZM133 93H136V92H133ZM139 93V94H140ZM155 94H156V92H154ZM159 93V92H158ZM187 93V92H186ZM196 93V92H195ZM199 93H201V91L199 92ZM205 93V92H204ZM209 93V92H208ZM209 93V94H210ZM215 93V92H214ZM227 94H229L228 92H226ZM240 93H242V92H240ZM247 93V92H246ZM252 93V92H251ZM261 93H262V91H261ZM261 93H260V95H261ZM82 94V93H81ZM84 94V93H83ZM97 94V93H96ZM110 94V93H109ZM124 94V93H123ZM126 94V93H125ZM143 94H145L144 92H143ZM149 94V93H148ZM153 94V93H152ZM154 94V95H155ZM189 94H191V93H187V95H185L184 97H186V96H188ZM217 94V93H216ZM215 94V95H216ZM245 94V93H244ZM254 94V93H253ZM75 95V94H74ZM80 95V94H79ZM91 95V94H90ZM100 95V94H99ZM105 95V94H104ZM106 95H108V94H106ZM111 95V94H110ZM119 95V94H118ZM183 95V94H182ZM195 95H197V93L195 94ZM199 95V97H200V94H198ZM197 95V96H198ZM203 94H201V96H202ZM205 95V94H204ZM222 95H223V93H222ZM225 95V94H224ZM239 95H241V94H239ZM248 96H250L249 94H247ZM246 95V96H247ZM252 95V94H251ZM260 95L259 96H257V97H260ZM262 95L264 96V94L262 93ZM101 96H102V94H101ZM126 96H127V94H126ZM131 96H132V94H131ZM130 96V97H131ZM134 96V95H133ZM140 96V95H139ZM153 96V95H152ZM160 96V95H159ZM194 96V95H193ZM192 96V97H193ZM212 96V95H211ZM226 96V95H225ZM247 96V97H248ZM256 96V95H255ZM260 97V99H264V97ZM95 97V96H94ZM118 97V96H117ZM142 97H143V95H142ZM141 97V98H142ZM183 97V96H182ZM191 96L189 95V98H190ZM195 97V96H194ZM208 97H210L209 95L206 97V98H208ZM228 96H226V98H227ZM256 97V98H257ZM74 98H76V97H74ZM89 98V97H88ZM98 98V97H97ZM102 98V97H101ZM124 98V97H123ZM136 99H137V97H135ZM150 98H152L151 96H150ZM154 98V97H153ZM163 98L165 99V96H163ZM203 98H205V97H203ZM77 99V98H76ZM91 99V98H90ZM130 99V98H129ZM157 99V98H156ZM160 100L162 99V95H161V97L159 98ZM202 99V98H201ZM222 99H223V101L225 100V97L223 98L222 97ZM254 99V98H253ZM80 100V99H79ZM92 100V99H91ZM94 100H96V97H95V99ZM99 100V99H98ZM101 100V99H100ZM124 100V99H123ZM149 100H151V99H149ZM1 101V100H0ZM74 101V100H73ZM77 101V100H76ZM93 101V100H92ZM103 101V100H102ZM157 101V100H156ZM164 101H167V100H164ZM163 101V102H164ZM203 101V100H202ZM241 101H243V100H241ZM262 101V100H261ZM260 101V102H261ZM75 102V101H74ZM83 102V101H82ZM86 102V101H85ZM84 102V103H85ZM127 102V101H126ZM162 102V101H161ZM205 102H206V100H205ZM226 102V101H225ZM258 102V101H257ZM259 102V103H260ZM263 102V101H262ZM261 102V103H262ZM4 103V102H3ZM12 103V102H11ZM100 103H101V101H100ZM122 103V102H121ZM130 103V102H129ZM236 103H237V101H236ZM243 103V102H242ZM264 103V102H263ZM75 104V103H74ZM96 104H98V103H96ZM103 104V103H102ZM126 104H128V103H126ZM138 104V103H137ZM159 104V103H158ZM239 104H241V103H239ZM254 104H255V102H254ZM14 105H15V103H14ZM17 105V104H16ZM82 105V104H81ZM86 105V104H85ZM85 105H84V107H85ZM117 105V104H116ZM121 105V104H120ZM119 105V106H120ZM163 105V104H162ZM172 105V104H171ZM171 105H169V106H171ZM255 105H257V104H255ZM262 105V104H261ZM19 106V105H18ZM74 106H76V105H74ZM78 106V105H77ZM96 106V105H95ZM105 106V105H104ZM138 106V105H137ZM159 107L161 106V105H158ZM166 106V105H165ZM168 106V105H167ZM254 106V105H253ZM258 106V105H257ZM2 107H4V106H2ZM14 107V106H13ZM12 107V108H13ZM81 107V106H80ZM83 107V106H82ZM81 107V108H82ZM90 107V106H89ZM102 107V106H101ZM143 107H144V105H143ZM157 107V106H156ZM237 107V106H236ZM239 107V106H238ZM240 107H241V105H240ZM239 107V108H240ZM256 107V106H255ZM260 106H258V108H259ZM0 108H1V106H0ZM16 108V107H15ZM20 108V107H19ZM88 108V107H87ZM92 107H90V109H91ZM94 108V107H93ZM93 108H92V111H93ZM142 108V107H141ZM140 108V109H141ZM158 108V107H157ZM167 108V107H166ZM239 108H237L235 111H238V109ZM14 109V108H13ZM21 109V108H20ZM19 109V110H20ZM52 109V108H51ZM84 109H86V107L84 108ZM95 109V108H94ZM99 109H100V107H99ZM139 109V110H140ZM147 109H148V107H147ZM160 109H162V107L160 108ZM160 109H158V110H160ZM192 109V110H191ZM190 109V112H192V113H194L196 110H193L194 108H191ZM263 109H264V105H263ZM4 110H5V108H4ZM3 110V111H4ZM7 110H9V108H7ZM45 110V109H44ZM50 110V109H49ZM87 110V109H86ZM97 110H98V108H97ZM101 110H102V108H101ZM122 110H123V108H122ZM157 110V111H158ZM167 110V109H166ZM21 111V110H20ZM95 111V110H94ZM124 111V110H123ZM133 111V110H132ZM145 111H148V110H145ZM156 111V110H155ZM240 111V110H239ZM7 112V111H6ZM18 112V111H17ZM32 112V111H31ZM79 112V111H78ZM96 112V111H95ZM136 111H134V113H135ZM138 112V111H137ZM142 112V111H141ZM8 113H10V112H8ZM83 113V112H82ZM85 113V112H84ZM87 113V112H86ZM90 113H91V111H90ZM119 113V112H118ZM123 113V112H122ZM129 113V112H128ZM153 113V112H152ZM156 113V116L158 117V118H161V116H162V112H154V114ZM164 113V112H163ZM262 113V115L264 114V111L263 112H261ZM2 114V113H1ZM28 114V113H27ZM34 114V113H33ZM139 114V113H138ZM142 114V113H141ZM140 114V115H141ZM153 114V115H154ZM9 115H11V114H9ZM19 115V114H18ZM26 115V114H25ZM105 115V114H104ZM117 115V114H116ZM116 115H115V117H116ZM120 115V113L118 114V116ZM132 115H133V113H131V118H132ZM144 115H146V113L144 114ZM147 115H148V113H147ZM165 115V114H164ZM163 115V116H164ZM4 116V115H3ZM2 116V117H3ZM5 116H6V114H5ZM14 116H15V114H14ZM122 116V115H121ZM129 116V115H128ZM138 116V115H137ZM143 116V115H142ZM155 116V115H154ZM11 117V116H10ZM22 117V116H21ZM98 117H102V115L101 116H98ZM114 117V116H113ZM114 117V118H115ZM126 117H127V115H126ZM136 117V116H135ZM149 117V116H148ZM152 117V116H151ZM156 117V118H157ZM262 117V116H261ZM12 118H13V114H12ZM17 118V117H16ZM29 118V117H28ZM33 118V117H32ZM79 118V117H78ZM96 118V117H95ZM103 118V117H102ZM107 118V117H106ZM125 118V117H124ZM123 118V119H124ZM134 118V117H133ZM138 118H140V117H138ZM154 118V117H153ZM9 119V117H6L5 119H4V124H6L7 125V127H9V129H11L10 127L12 126V124L14 125L15 124V126L17 125V123L16 122H14V121H12V120H14V119H10V120H8ZM23 119V118H22ZM31 119V118H30ZM34 119V118H33ZM54 119V118H53ZM58 119V118H57ZM89 119V118H88ZM93 119V118H92ZM108 119V118H107ZM121 119V118H120ZM123 119H121L122 121H123ZM143 119H146V118H143ZM195 119V118H194ZM224 118H220V120H221V122H222V120H223ZM243 119V118H242ZM17 120V119H16ZM52 120V119H51ZM91 120V119H90ZM102 120V119H101ZM115 120H117L116 118H115ZM121 120H119V121H121ZM139 120V119H138ZM137 120V121H138ZM140 120H141V118H140ZM146 120H148V119H146ZM188 120V119H187ZM196 120V119H195ZM219 120V121H220ZM225 120H228L227 118H225ZM224 120V121H225ZM245 120V119H244ZM262 120V119H261ZM27 121V120H26ZM31 121V120H30ZM50 121V120H49ZM53 121V120H52ZM56 121V120H55ZM54 121V122H55ZM95 121V120H94ZM96 121H97V119H96ZM95 121V122H96ZM111 121V120H110ZM132 121V120H131ZM159 121V120H158ZM162 121V120H161ZM185 121H186V119H185ZM190 121V120H189ZM192 121H193V119H192ZM222 122V125L224 126V123H225V127H223V128H225L226 129V125H228V124H226V123H228V122ZM229 121V120H228ZM243 121V120H242ZM1 122V121H0ZM13 122V123H12ZM29 122V121H28ZM35 122V121H34ZM33 122V123H34ZM94 122V123H95ZM116 122V121H115ZM136 122V121H135ZM146 122V121H145ZM148 122V121H147ZM163 122H165V121H163ZM221 122H220V125H221ZM260 122V121H259ZM261 122H263V121H261ZM11 123V124H10ZM50 124H51V121L49 122ZM53 123V122H52ZM56 123V122H55ZM54 123V124H55ZM102 123H103V121H102ZM106 123V122H105ZM104 123V124H105ZM109 123V122H108ZM113 124H115V126L114 127H116V123H114V122H112ZM117 123H118V121H117ZM126 123V122H125ZM127 123H128V120H127ZM149 123V122H148ZM156 123H158V122H156ZM162 123V122H161ZM186 123V122H185ZM244 123V122H243ZM1 124V123H0ZM19 124V123H18ZM27 124V123H26ZM119 124H120V122L117 124L118 126L117 127H121V126H119ZM151 124V123H150ZM188 124V123H187ZM262 123H260V125H261ZM6 125H4V126H6ZM22 125V124H21ZM29 125V124H28ZM96 125V124H95ZM109 125V124H108ZM111 125V124H110ZM120 125H122V124H120ZM129 125V124H128ZM149 125V124H148ZM152 125V124H151ZM158 125V124H157ZM162 125V124H161ZM247 125V124H246ZM245 125V126H246ZM257 125H259V124H257ZM23 126V125H22ZM25 126V125H24ZM23 126V127H24ZM30 126H32V125H30ZM29 126V127H30ZM112 126V125H111ZM155 126V125H154ZM183 126V125H182ZM189 126V125H188ZM219 126V125H218ZM228 126H230V124L228 125ZM242 126H244V125H242ZM242 126H240V127H242ZM262 126V125H261ZM264 126V125H263ZM25 127H27V126H25ZM34 127V126H33ZM116 127V128H117ZM159 127V126H158ZM221 127V126H220ZM239 127V128H240ZM252 127V126H251ZM4 128V127H3ZM6 128V127H5ZM36 128H37V126H36ZM59 128V127H58ZM110 128V127H109ZM140 128H141V126H140ZM142 128H144V126L142 127ZM141 128V129H142ZM185 128V127H184ZM256 128V127H255ZM261 128H263V127H261ZM15 129V128H14ZM23 129V128H22ZM48 129V128H47ZM107 129V128H106ZM105 129V130H106ZM112 129V132H113V129L114 128H111ZM127 129H128V127H127ZM231 129V128H230ZM246 131L245 132H247V129L248 128H244ZM258 129V128H257ZM12 130V129H11ZM11 130H9V131H11ZM20 130V129H19ZM45 130V129H44ZM50 130V129H49ZM108 130V129H107ZM121 130V129H120ZM133 130H135V129H133ZM138 130H140V129H138ZM181 129L179 128V130L178 131H180ZM217 130H219L220 131V128L219 129H217ZM221 130H222V128H221ZM236 129H234L233 131H235ZM250 130V129H249ZM248 130V134L247 133H244V134H246V135H248L247 136V138H245L244 140H246V142L244 143V140H243V145H241L242 143L241 142H239L240 143V145H239V147L237 148L236 147V149H235V146L236 145H234L233 143L234 142H231V144L232 145H234V146H232L231 144H229V145H231L232 147H234V148H232V147H230L229 145V147H228V151H227V149L225 150V149H223L224 151H222V152H224V155H222L223 153L221 152V151H219L220 149H222V147L219 149V150H217V151H219V152H221V153H217V151H216V153L213 155V154H211V152L210 151H208V152H210V154L211 155H209L208 153L207 154H205L206 152H202V154L201 155H192V151L190 152L189 151V149H191L190 147H188L187 148V146L186 147H182L183 148V150H181V152L178 154L177 153V155H175V157H174V159L171 161V162H169L168 163V165H169V167H168V165H167V169L166 168H163L165 171H163L162 170V173L161 174H159V177H161V176H166V177H168V176H171V177H173V180L175 181V183H176V185H175V187L174 188H176V189H174V190H176L177 192L175 193L180 199L179 200H186V202H187V200L189 199V197H190V199H192V193H194V192H192V191H197V192H199L200 191V193H202V192H207V191H210V193L209 194H211L212 192L211 191H213L214 193L216 192V193H222V191L224 192L225 190H230V191H239V193H241L240 195H241V197H242V199H245V200H250L251 198L253 199V197H255V193H253L252 192V190L254 191V188H250V184L251 183H249V182H251L250 181V179H249V177L251 176V177H253V176H259V174L260 175H263L264 174V138L262 137V139H261V134H259V138L257 139V138H255V137H257V136H255L256 135V132H257V130L255 131V134L253 133L254 131L253 130H255V129H251L252 131H249ZM259 131H260V129H258ZM14 132L16 131V130H13ZM12 131V132H13ZM103 131V130H102ZM118 131V130H117ZM122 131V130H121ZM126 131V130H125ZM185 131V130H184ZM195 131V130H194ZM223 131H224V129H223ZM220 132V134L221 135H223V133L225 132ZM229 131V130H228ZM232 131V132H233ZM258 131V132H259ZM6 132H7V130H6ZM11 132V133H12ZM13 132V133H14ZM20 132V131H19ZM22 132V131H21ZM30 132V131H29ZM52 132V131H51ZM104 132H106V131H104ZM104 132H103V134H104ZM138 132V131H137ZM181 132H182V130H181ZM186 132V131H185ZM231 132V131H230ZM238 132V131H237ZM257 132V133H258ZM2 133V132H1ZM9 133V132H8ZM33 132H31V134H32ZM40 133V132H39ZM114 133V132H113ZM115 133H116V130H115ZM128 133V132H127ZM148 133V132H147ZM150 133V132H149ZM180 133V132H179ZM190 133V132H189ZM5 134H7V133H5ZM22 135H23V133H21ZM48 134V133H47ZM118 134H119V132H118ZM122 134V133H121ZM131 134V133H130ZM191 134V133H190ZM189 134V135H190ZM229 134V133H228ZM243 134V135H244ZM262 134H264V133H262ZM10 135V134H9ZM19 135V134H18ZM42 135V134H41ZM126 135V134H125ZM133 135V134H132ZM143 135V134H142ZM150 135V134H149ZM217 135V134H216ZM229 135H231V134H229ZM233 136H234V134H232ZM231 135V136H232ZM258 135V134H257ZM19 136H21V135H19ZM25 136H26V134H25ZM44 136H46V135H44ZM54 136V135H53ZM119 136V135H118ZM144 136V135H143ZM143 136H137V137H143ZM184 136V135H183ZM194 136V139H195V135H193ZM192 136V137H193ZM255 136V137H254ZM11 137H12V135H11ZM136 137V138H137ZM192 137H191V139H192ZM219 137H220V135H219ZM218 137V138H219ZM229 137V136H228ZM6 139H7V137H5ZM28 138V137H27ZM38 138V137H37ZM45 138V137H44ZM53 138V137H52ZM184 138V137H183ZM217 138V137H216ZM232 138V137H231ZM234 138V137H233ZM8 139H9V137H8ZM7 139V140H8ZM19 139V138H18ZM51 139V138H50ZM102 139V138H101ZM126 139H128V138H126ZM130 139V138H129ZM131 139H132V137H131ZM134 139H135V137H134ZM141 139V138H140ZM140 139H139V141H140ZM179 139H181V138H179ZM187 139V138H186ZM221 139H222V136H221ZM226 139V136H225V138H224V136H223V141L222 142H225V141H228V140H225ZM1 140V139H0ZM4 140V139H3ZM3 140H1V141H3ZM13 140V139H12ZM30 140V139H29ZM29 140H27V141H29ZM32 140H34V139H32ZM83 140V139H82ZM100 140V139H99ZM133 140V139H132ZM142 140V139H141ZM187 140H189V139H187ZM220 140V139H219ZM225 140V141H224ZM235 140V139H234ZM59 141V140H58ZM67 141V140H66ZM124 141H125V139H124ZM146 141V140H145ZM179 141V140H178ZM183 141H184V139H183ZM191 141V140H190ZM193 141V140H192ZM195 141V140H194ZM220 141V142H221ZM237 141V140H236ZM8 142V141H7ZM34 142V141H33ZM37 142H39V141H37ZM48 142H50V141H48ZM69 142V141H68ZM84 142V141H83ZM136 142V141H135ZM209 142V141H208ZM228 142H230V141H228ZM1 143V142H0ZM11 143V142H10ZM20 143H22L21 141H20ZM25 143V142H24ZM29 143H30V141H29ZM45 143V142H44ZM61 143V142H60ZM93 143V142H92ZM123 143V142H122ZM144 143V142H143ZM181 143H183L182 142V140H181ZM180 143V144H181ZM204 143V142H203ZM258 143H260V145L257 144ZM3 144H4V142H3ZM26 144V143H25ZM36 144V143H35ZM34 144V145H35ZM41 144H42V142H41ZM56 144H58V143H56ZM63 144H65V143H63ZM70 145L72 144V143H69ZM69 144H68V149H70V150H72L73 152L72 153H74V152H76V151H78L79 150V148H77L76 146H74V145H72L71 147L69 146ZM185 144V143H184ZM187 144V143H186ZM190 144V143H189ZM226 144V143H225ZM236 144V143H235ZM9 145V144H8ZM32 145V144H31ZM60 145V144H59ZM80 145H82L81 143H80ZM87 145H89V146H87V148L89 149V147L90 146H92V145H90V144H87ZM128 145H129V143H128ZM142 145V144H141ZM174 145V144H173ZM181 145H183V144H181ZM191 145H193V144H191ZM203 145H205V144H203ZM209 145V144H208ZM217 145V144H216ZM257 145V146H256ZM33 146V145H32ZM36 146V145H35ZM44 146H46L45 144H44ZM58 146V145H57ZM94 146H96V144L94 145ZM127 146V145H126ZM131 146V145H130ZM224 146V145H223ZM260 146V147H259ZM1 147V146H0ZM3 147V146H2ZM8 147V146H7ZM22 147V146H21ZM31 147V146H30ZM37 147V146H36ZM43 147V146H42ZM64 146H62V148H63ZM70 147V148H69ZM83 147H85V146H80V149H82L83 150ZM93 147V146H92ZM92 147H90V148H92ZM99 147H101V146H99ZM135 147H137V146H135ZM135 147L133 148V149H135ZM138 147H139V145H138ZM140 147H142V146H140ZM181 147V146H180ZM193 147V146H192ZM201 147V146H200ZM203 147V146H202ZM219 147V146H218ZM226 147V146H225ZM23 148V147H22ZM29 148V147H28ZM39 148V147H38ZM37 148V150H39ZM44 148V147H43ZM66 148V147H65ZM87 148H85V149H87ZM96 148V147H95ZM209 148H210V146H209ZM211 148H213V146L211 147ZM210 148V149H211ZM216 148H217V146H216ZM233 149V151L235 152V153H233L232 152V149ZM2 149V148H1ZM45 149V148H44ZM60 149V147H58V148H56V150L58 151ZM67 149V150H68ZM87 149V150H88ZM120 149V148H119ZM125 149H126V147H125ZM139 149V148H138ZM214 149V148H213ZM12 150V149H11ZM31 150V149H30ZM36 150V151H37ZM55 150V149H54ZM53 150V151H54ZM66 150V149H65ZM66 150V151H67ZM69 150V151H70ZM81 150V151H82ZM90 150V149H89ZM88 150V151H89ZM101 150V149H100ZM131 150V149H130ZM193 150V149H192ZM215 150V149H214ZM25 151H27V150H25ZM41 150H39V152H40ZM46 151V150H45ZM45 151H43L44 153L42 154V153H40V154H42V155H40L39 154V156H42V157H40V161H39V159H38V161H37V159H34V156L33 155H31V156H29L30 158H31V160H36L37 161V165L38 166H40L41 165V163H42V165L41 166H43V167H40V168H42V169H40L39 167H38V169H40V173H41V171L43 170V168H45L44 166H46L45 165V163H44V161H46L48 158H50V157H47V151L45 152ZM51 151V150H50ZM88 151H87V153H88ZM91 151V152H90ZM89 152L90 153H92L93 152V150H90ZM99 151V150H98ZM106 151V150H105ZM113 151H115V150H113ZM122 151V150H121ZM120 151V152H121ZM212 151V150H211ZM229 151H231V155H230V152ZM2 152V151H1ZM6 152V151H5ZM9 152V151H8ZM13 152V151H12ZM52 152V151H51ZM50 152V153H51ZM61 152V149H60V151H59V153ZM68 152V151H67ZM97 152V151H96ZM116 152V151H115ZM4 153V152H3ZM49 153V154H50ZM84 153V152H83ZM105 153V152H104ZM124 153V152H123ZM9 154H11L12 155V153H9ZM25 154V153H24ZM36 154V153H35ZM34 154V155H35ZM54 154V153H53ZM63 154V153H62ZM71 154V153H70ZM75 154V153H74ZM93 154V153H92ZM91 154V155H92ZM96 154V153H95ZM119 154V153H118ZM117 154V155H118ZM126 154V153H125ZM197 154V153H196ZM204 154V155H203ZM232 154H233V156H232ZM2 155V154H1ZM3 155H5V154H3ZM7 155V154H6ZM85 155V154H84ZM230 155V156H229ZM14 156V155H13ZM24 156V155H23ZM79 155L78 154H76V156L75 157H78ZM90 156V155H89ZM102 156H106V155H102ZM119 156H121V155H119ZM126 156V155H125ZM124 156V157H125ZM232 156V157H231ZM3 157H5V156H3ZM17 157V156H16ZM22 157V156H21ZM28 157V158H29ZM59 157V156H58ZM57 157V158H58ZM71 157V156H70ZM73 157H74V155H73ZM74 157V158H75ZM93 157H94V155H93ZM98 157V156H97ZM10 158V157H9ZM15 158V157H14ZM26 157H24V159H23V157H22V159H23V161L24 160H26L25 159ZM42 158V159H41ZM62 158V157H61ZM79 158V157H78ZM84 158V157H83ZM118 158V157H117ZM123 158V157H122ZM17 159V158H16ZM16 159H14L13 160V158H12V160L14 161L13 163H16V165H19L20 164V162H18L19 160H22L21 158L17 161ZM56 159V158H55ZM63 159V158H62ZM65 159V158H64ZM80 159V158H79ZM97 159H99V158H96V160ZM127 159H129V157L127 158ZM1 160V159H0ZM10 160H11V158H10ZM9 160V161H10ZM42 160V161H41ZM50 160V162L52 163V159L50 158L49 159ZM72 160V159H71ZM76 160H77V158H76ZM89 160V159H88ZM106 160V159H105ZM116 160V159H115ZM126 160V159H125ZM171 160V159H170ZM169 160V161H170ZM36 161H35V163H36ZM57 161V160H56ZM61 161V160H60ZM73 162H74V160H72ZM78 161V160H77ZM83 161V160H82ZM91 161V160H90ZM167 161H168V159H167ZM12 162V161H11ZM49 162V161H48ZM73 162H71L72 164H73ZM12 163V164H13ZM22 163V165H21V167L19 166V168H20V170L18 169L17 171L19 172H22L23 171V169L25 170V168L24 167H26V166H28L29 165V163L28 162H26V161H24V162H21ZM28 163V165H26ZM31 163V162H30ZM44 163V164H43ZM76 163V162H75ZM86 163V162H85ZM88 163V162H87ZM5 164V163H4ZM49 164V163H48ZM58 164V163H57ZM69 164V163H68ZM111 164H112V162H111ZM167 164V163H166ZM16 165H14V166H16ZM24 165V166H23ZM31 165L33 166V163H31ZM53 165H54V163H53ZM66 165H67V163H66ZM74 165V164H73ZM72 165V166H73ZM80 165V164H79ZM86 165V164H85ZM84 165V166H85ZM93 165V164H92ZM34 166H36V164H34ZM48 166V165H47ZM75 166V165H74ZM114 166H115V164H114ZM164 166V165H163ZM13 167V166H12ZM49 167H52V165H49ZM62 167V166H61ZM69 167V166H68ZM79 167V166H78ZM86 167V166H85ZM92 167V166H91ZM165 167V166H164ZM36 168V167H35ZM34 168V169H35ZM47 168V167H46ZM57 168V167H56ZM77 168V167H76ZM3 169V168H2ZM1 169V170H2ZM12 169V168H11ZM21 169H22V171H21ZM26 169H27V167H26ZM48 169V168H47ZM52 169H53V167H52ZM78 170H79V168H77ZM92 169V168H91ZM162 169V168H161ZM0 170V171H1ZM57 170H59V169H57ZM86 170H88V169H86ZM116 170V169H115ZM118 170V169H117ZM120 170V169H119ZM123 170V169H122ZM257 170H259L258 172H257ZM3 171V170H2ZM2 171H1V173H2ZM28 171V170H27ZM26 171V172H27ZM49 171H50V169H49ZM80 171H81V169H80ZM79 171V172H80ZM83 171V170H82ZM257 173H256V172ZM6 172V171H5ZM18 172L16 173V174H18ZM19 172V173H20ZM44 172H45V170H44ZM86 172V171H85ZM91 172L92 171H90V174H91ZM4 173V172H3ZM14 173V172H13ZM39 173V174H40ZM46 173V172H45ZM49 173V172H48ZM51 173V172H50ZM82 173V172H81ZM153 173V172H152ZM157 173H159V171L157 172ZM155 174V175H153L154 176V178H156V176L158 175V174ZM31 174H33L32 172H31ZM89 174V173H88ZM88 174H87V176H88ZM122 174V173H121ZM148 174H151V173H148ZM147 174V175H148ZM7 175H8V173H7ZM21 175H23V174H21ZM138 175V174H137ZM141 175V174H140ZM152 175H149L150 176V179H149V177H148V180H151V181H149V182H151V184H153L154 185V183H155V185H156V182H158V181H154V183L152 182L153 180H154V178L152 177ZM161 175V176H160ZM11 176V175H10ZM20 176V175H19ZM18 176V177H19ZM31 176V175H30ZM40 176L42 177V175L40 174ZM91 176V175H90ZM143 176V175H142ZM5 177V176H4ZM27 177V176H26ZM33 177V176H32ZM83 177H85V176H83ZM82 177V178H83ZM115 177V176H114ZM144 177V176H143ZM213 177H215L214 178V180H210L211 181V183H209L210 181H208V179H210V178H213ZM250 177V178H251ZM261 177V176H260ZM14 178H15V176H14ZM119 178H120V175H119ZM145 178H146V176H145ZM153 178V179H152ZM162 178V177H161ZM13 179V178H12ZM19 179V178H18ZM29 179V178H28ZM138 179V178H137ZM249 179V180H248ZM22 180V179H21ZM134 180V179H133ZM136 180V179H135ZM148 180L146 179V182H148ZM172 180V181H173ZM8 181V180H7ZM88 181V180H87ZM140 181H142V179H140ZM139 181V182H140ZM10 182V181H9ZM18 182H20L19 180H18ZM23 182H24V180H23ZM42 182V181H41ZM47 182V181H46ZM139 183L138 184V181L137 182H135V183H133V181H131V183L134 185V184H136L137 183V185H135L134 186V188L131 190V192H129L130 193V197H128L127 198V201L126 202H124V201H122V203H120L118 200H120V199H115V201H109L112 197H110L111 195V193L109 194V197H107L108 195H104L106 198H98V197H96L97 199H94L93 198V201L91 200H89V202H91L92 204H97V205H95V206H98V204L100 203L101 204V206L99 205V207H96V210L98 209V208H102V209H106L105 210V212H107V208H109L108 207V205H111V209H110V212H111V210L113 211V212H117V213H121L122 211H123V214H121V216L122 215H124L125 213H130V212H128V211H124L125 209H122V208H125V206L127 207L126 209H128L129 211H138V210H142V212L143 211H145L144 209H145V207L147 206H153L154 208H155V210H157L156 208H158V207H155V206H159V205H161V203H159V201H157V200H155V202H156V204H157V202L159 203V204H157V205H155V202H153L154 201V199H152L151 201H150V199H149V197L151 196V192L149 193L150 195H148V190L146 189L147 187L145 186V185H147V183ZM13 183H14V181H13ZM16 183V182H15ZM21 183V182H20ZM25 183V182H24ZM38 183V182H37ZM36 183V184H37ZM161 183V182H160ZM35 184V185H36ZM39 184V183H38ZM48 184V183H47ZM28 185V184H27ZM41 185V184H40ZM46 185V184H45ZM50 185V184H49ZM133 185H132V187H133ZM154 185V186H155ZM161 186V184H158L157 183V185L156 186ZM212 185H213V187H212ZM215 185V186H214ZM9 186V185H8ZM23 186V185H22ZM21 186V187H22ZM131 186V185H130ZM153 186V187H154ZM226 186H228V187H226ZM39 187V186H38ZM51 187V186H50ZM146 187V188H145ZM162 187V186H161ZM171 187V186H170ZM251 187H252V185H251ZM21 189V188H20ZM19 189V190H20ZM154 189V188H153ZM152 188H151V190L152 191H154ZM156 189V188H155ZM43 190V189H42ZM108 190H111V189H108ZM150 190V189H149ZM160 190V188L158 189V190H156V191H159ZM107 191V190H106ZM115 191V190H114ZM148 191V192H147ZM229 191V192H230ZM104 192H105V190H104ZM117 192V191H116ZM125 194H127V192H124ZM100 195H101V193H99ZM99 194H97V195H99ZM105 194H107L106 192H105ZM156 194V193H155ZM199 194V193H198ZM197 194V195H198ZM208 193H207V195H209ZM224 194V193H223ZM233 194V193H232ZM236 194V193H235ZM255 194V195H254ZM113 195H114V193H113ZM196 195V194H195ZM202 195V194H201ZM215 195H218V194H215ZM214 195V196H215ZM226 195V194H225ZM228 195H229V193H228ZM234 195V194H233ZM232 195V196H233ZM254 195V196H253ZM115 197H117V195H114ZM203 196L205 197L206 195H204V193H203ZM219 196V195H218ZM78 197V196H77ZM86 197V196H85ZM84 197V198H85ZM95 197V196H94ZM216 197V196H215ZM231 197V196H230ZM83 198V197H82ZM88 198H89V196H88ZM114 198V197H113ZM152 198V197H151ZM214 198V197H213ZM233 198V197H232ZM257 198V197H256ZM75 199V198H74ZM124 199V198H123ZM170 199V198H169ZM176 199H178L177 197H176ZM201 199V198H200ZM76 200H77V198H76ZM88 200V199H87ZM159 200V199H158ZM164 200V199H163ZM163 200H161L160 199V201L162 202ZM167 200V199H166ZM165 200V201H166ZM230 200V199H229ZM233 200H235V199H233ZM244 200V201H245ZM86 201V200H85ZM121 201V200H120ZM253 201V200H252ZM74 202V201H73ZM188 202H191V200L190 201H188ZM68 203H70V200H69V202ZM76 203H77V201H76ZM154 203V204H153ZM174 203V202H173ZM172 203V204H173ZM178 203V202H177ZM182 203V202H181ZM247 204L246 205H248V202H246ZM60 204V203H59ZM62 204V203H61ZM60 204V205H61ZM84 204H86V202L84 203ZM91 204V205H92ZM170 204V203H169ZM175 204V203H174ZM179 204H180V202H179ZM188 204V203H187ZM252 204H254L253 202H252ZM72 205H73V203H72ZM80 205V204H79ZM87 205V204H86ZM94 205H92L93 206V208L95 207ZM112 205H114V206H112ZM123 205V207H121ZM245 205V206H246ZM256 205V204H255ZM254 205V206H255ZM257 205H258V203H257ZM66 206H68V205H66ZM70 206H71V203H70ZM76 206V205H75ZM172 206H174V205H172ZM171 206V207H172ZM176 206V205H175ZM178 206V205H177ZM180 206H181V204H180ZM179 206V207H180ZM250 204H249V206H248V209H251L250 208ZM253 205H252V207H254ZM258 206H260V205H258ZM59 207H61V206H59ZM77 207V206H76ZM121 207V208H120ZM146 207V208H147ZM162 207V205L160 206V208ZM257 207V206H256ZM50 208V207H49ZM79 208H81V207H79ZM144 208V209H143ZM150 208H152V207H150ZM154 208H152V209H154ZM159 208V209H160ZM168 208V207H167ZM52 209V208H51ZM61 209V208H60ZM64 209H65V206H64ZM67 209H68V207H67ZM70 209H72V208H70ZM77 209V208H76ZM151 209V210H152ZM165 209H166V205H165ZM173 209V208H172ZM177 209V208H176ZM247 209V208H246ZM253 209H255V208H253ZM252 209V210H253ZM257 209V208H256ZM260 209H261V207H260ZM43 210V209H42ZM161 210L162 209H160L159 211L161 212ZM45 211H46V209H45ZM68 211H70V210H68ZM76 211V210H75ZM91 211V210H90ZM94 211V210H93ZM98 211V210H97ZM100 211H102V210H100ZM158 211V212H159ZM166 211V210H165ZM177 211V210H176ZM67 212V211H66ZM72 212H74V210L72 211ZM153 212V211H152ZM157 212V211H156ZM157 212V213H158ZM158 213V214H161V213ZM56 213V212H55ZM97 213V212H96ZM99 211H98V213H97V216L99 215ZM102 213H103V211H102ZM102 213H100V215L101 216H105V215H109V211L107 212L108 214H105V213H103L104 215H102ZM151 213V212H150ZM48 214V213H47ZM50 214V213H49ZM53 214V213H52ZM64 214V213H63ZM85 214V213H84ZM95 214V213H94ZM131 214L133 215V212H131ZM157 214V215H158ZM54 215V214H53ZM57 215H58V213H57ZM69 215H70V213H69ZM112 215V214H111ZM116 215V214H115ZM114 215V216H115ZM118 215V214H117ZM117 215H116V217H117ZM137 215V214H136ZM162 215V214H161ZM47 216V215H46ZM49 216V215H48ZM78 216V215H77ZM110 216V215H109ZM113 216V215H112ZM150 216V215H149ZM160 216V215H159ZM167 216V215H166ZM165 216V217H166ZM45 217V216H44ZM52 217V216H51ZM58 217H59V215H58ZM69 217V216H68ZM91 217V216H90ZM94 218L96 217V215H94L93 216ZM92 217V218H93ZM107 217V216H106ZM118 217H120V215H118ZM136 217V216H135ZM142 217V216H141ZM46 218V217H45ZM50 218V217H49ZM61 218V217H60ZM74 219H75V217H73ZM87 218V217H86ZM108 218H110V217H108ZM107 218V219H108ZM127 218V217H126ZM148 218V217H147ZM160 218V217H159ZM164 218V217H163ZM162 218V219H163ZM54 219H55V215H54ZM67 220H68V218H66ZM69 219H70V217H69ZM84 219V218H83ZM104 219V218H103ZM117 219V218H116ZM118 219H120V218H118ZM127 219H129V218H127ZM132 219V218H131ZM134 219H136V218H134ZM40 220V219H39ZM51 220V219H50ZM60 220V219H59ZM77 220V219H76ZM97 220V219H96ZM115 220V219H114ZM130 220V219H129ZM149 220V219H148ZM153 220V219H152ZM155 220H156V218H155ZM160 220V219H159ZM42 221V220H41ZM44 221H45V219H44ZM48 221H49V219H48ZM57 221V220H56ZM55 221V222H56ZM61 221V220H60ZM73 221V220H72ZM89 221V220H88ZM98 221H99V219H98ZM122 221H123V219H122ZM139 221V220H138ZM47 222V221H46ZM59 222V221H58ZM75 222H77V221H75ZM79 222V221H78ZM94 222V221H93ZM109 222V221H108ZM121 222V221H120ZM130 222V221H129ZM155 222V221H154ZM60 223H62V222H60ZM95 223V222H94ZM122 223H124V222H122ZM140 223V222H139ZM38 224V223H37ZM97 224V223H96ZM133 224V223H132ZM30 225V224H29ZM60 225H62V224H60ZM76 225V224H75ZM82 225V224H81ZM106 225V224H105ZM139 225V224H138ZM140 225H142V224H140ZM152 225V224H151ZM38 226V225H37ZM80 226V225H79ZM83 226V225H82ZM92 226V225H91ZM98 226V225H97ZM110 226V225H109ZM117 226V225H116ZM119 226V225H118ZM133 226V225H132ZM135 226H136V224H135ZM150 226V225H149ZM156 226H158V225H156ZM46 227V226H45ZM44 227V228H45ZM108 227V226H107ZM130 227V226H129ZM152 227H154V226H152ZM30 228H31V226H30ZM33 228V227H32ZM85 228V227H84ZM94 228V227H93ZM116 228V227H115ZM127 228V227H126ZM26 229V228H25ZM27 229H29V228H27ZM26 229V230H27ZM39 229V228H38ZM61 229V228H60ZM64 229V228H63ZM89 229V228H88ZM87 229V230H88ZM92 229V228H91ZM103 229V228H102ZM122 229V228H121ZM143 229V228H142ZM144 230V229H143ZM142 230V231H143ZM31 231H33V229L31 230ZM52 230H50V232H51ZM74 231H75V229H74ZM82 231H84V230H82ZM94 231V230H93ZM97 231V230H96ZM99 231V230H98ZM100 231H102L101 229H100ZM104 231V230H103ZM125 231V230H124ZM145 231V230H144ZM3 232V231H2ZM17 232V231H16ZM27 232H28V230H27ZM35 232V231H34ZM40 232V231H39ZM53 232V231H52ZM62 232V231H61ZM64 232V231H63ZM69 232V231H68ZM76 232H77V230H76ZM75 232V233H76ZM78 232H79V230H78ZM105 232H106V230H105ZM109 232V231H108ZM123 232V231H122ZM122 232L120 233V234H122ZM128 232V231H127ZM151 232V231H150ZM4 233H6V232H4ZM44 233V232H43ZM74 233V234H75ZM103 233V232H102ZM112 233V232H111ZM137 233V232H136ZM153 233V232H152ZM6 234H8V233H6ZM5 234V235H6ZM18 234V233H17ZM20 234H21V232H20ZM51 234V233H50ZM100 234V233H99ZM126 234H128V233H126ZM138 234H140V233H138ZM34 235V234H33ZM46 235H48L47 233H46ZM55 235V234H54ZM53 235V236H54ZM83 235H84V233H83ZM89 235V234H88ZM91 235V234H90ZM116 235V234H115ZM135 235V234H134ZM142 235V234H141ZM12 236V235H11ZM80 236V235H79ZM95 237H96V235H94ZM98 236V235H97ZM104 236V235H103ZM109 236V235H108ZM19 237V236H18ZM107 237V236H106ZM105 237V238H106ZM137 237H138V235H137ZM249 237V236H248ZM84 238H86V237H84ZM119 238V237H118ZM125 238V237H124ZM134 238H135V236H134ZM142 238H144V237H142ZM145 238H147V237H145ZM70 239V238H69ZM79 239V238H78ZM98 239H100V238H98ZM133 239V238H132ZM139 239V238H138ZM1 240V239H0ZM103 240V239H102ZM141 240V239H140ZM145 240H147V239H144V241ZM190 240V239H189ZM192 240V239H191ZM100 241V240H99ZM109 241V240H108ZM133 242H134V240H132ZM131 241V242H132ZM136 241H137V239H136ZM245 241H247V240H245ZM74 242V241H73ZM103 242V241H102ZM124 242H126V241H124ZM141 242V241H140ZM155 242V241H154ZM153 242V243H154ZM193 242V241H192ZM69 243V242H68ZM71 243V242H70ZM97 243V242H96ZM109 243H111V242H109ZM121 243V242H120ZM145 243V242H144ZM249 243H250V241H249ZM254 243V242H253ZM74 244V243H73ZM91 244V243H90ZM136 244V243H135ZM159 244H161V243H159ZM159 244H157L156 246H158ZM188 244H189V241H188ZM245 244H246V242H245ZM71 245V244H70ZM132 245V244H131ZM141 245V244H140ZM139 245V246H140ZM142 245H143V243H142ZM251 246H254V245H252V244H250ZM92 246V245H91ZM98 246V245H97ZM107 246V245H106ZM122 246V245H121ZM128 246V245H127ZM137 246H138V244H137ZM138 246V247H139ZM152 246V245H151ZM70 247V246H69ZM72 247V246H71ZM134 247H136V246H134ZM188 247V246H187ZM69 249V248H68ZM77 249V248H76ZM83 248H81V250H82ZM106 249V248H105ZM107 249H108V247H107ZM157 249V248H156ZM155 249V250H156ZM79 250V249H78ZM87 250V249H86ZM95 250V249H94ZM143 251V250H142ZM144 251H145V249H144ZM151 251H152V249H151ZM84 252V251H83ZM94 252V251H93ZM136 252V251H135ZM253 252V251H252ZM66 253H67V251H66ZM69 253V252H68ZM81 253V252H80ZM143 253V252H142ZM93 254V253H92ZM144 254V253H143ZM59 255V254H58ZM63 255H64V253H63ZM77 255V254H76ZM79 255V254H78ZM148 255H149V253H148ZM46 256V255H45ZM83 256H84V254H83ZM87 256V255H86ZM145 256V255H144ZM88 257V256H87ZM51 258H52V256H51ZM55 258H57V257H55ZM54 258V259H55ZM63 258V257H62ZM64 258H66V257H64ZM136 259H138V258H136ZM68 260V259H67ZM139 261V260H138ZM60 262H62V261H60ZM59 262V263H60ZM65 263V262H64ZM62 264H63V262H62ZM133 264V263H132Z\"/></svg>",
    "mask_w": 264,
    "mask_h": 264
}]
</instances>
